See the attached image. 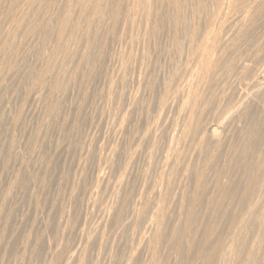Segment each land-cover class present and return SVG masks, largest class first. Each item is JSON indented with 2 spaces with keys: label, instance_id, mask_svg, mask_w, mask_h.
Returning a JSON list of instances; mask_svg holds the SVG:
<instances>
[{
  "label": "bare ground",
  "instance_id": "obj_1",
  "mask_svg": "<svg viewBox=\"0 0 264 264\" xmlns=\"http://www.w3.org/2000/svg\"><path fill=\"white\" fill-rule=\"evenodd\" d=\"M40 1V3H38ZM10 0L9 3L7 2L6 5H0V125L2 124L3 126L4 123L8 122L7 124V127H6V132H4L2 130V128H5L3 127L2 125V128L0 130H2V133H7L8 137H5L6 139L3 141L1 140L0 138V141H3L2 143H0V149L1 151H5L4 153H2L1 151V154H3V157H5L6 160H8L6 163L7 165L10 163L9 161L12 160L11 164L12 165H15L16 164L14 163L13 164V161H15V159L17 160L18 157H20L22 155V152H21V155L19 156L18 151V148H20L22 145H18V142L20 140V138H18L19 140L15 139L17 137H14V134L18 131H20L21 127H20V120L18 116H21V115H17L15 116V114H13L15 117H13L11 115V113L9 112L10 109H6L4 110L2 108L3 105V99L1 98H5L3 97V95L5 94H8L9 90H11L10 92H14L15 95H16V89L18 90L19 87H16L14 86L15 83H6L8 80L7 79H11V77L8 75V73L11 71H14L15 72V69L17 68L16 67H12V65L17 62L16 59H18L19 57V54L22 52L21 50H23V59H24V53L26 52V55L27 57H29V54H32L35 52V50H39V55L35 56L36 55V52L35 54H33L35 57H37L36 59L38 61H40L42 63H44V65L41 66H38L39 68H37L36 70L34 69V71L36 72V78H35V81L34 82H31L30 84H26V83H23L25 85H22V87L24 88V90H28L26 92V94L28 93V96L26 97H31L32 99H37L38 98V101L39 100H43L44 102L43 105L44 106V109H42L43 111V117L41 119V122L39 123V125L37 126H33L34 128L37 129V133L38 134H41V132L45 129H47V127L49 126L50 128V125L52 122L55 121V119L59 118V115L61 116L62 114H60V109L63 106H65L66 104H63V101L68 99L66 98L68 92L69 94L73 93L71 89H75V87L77 86V88L75 90L78 89V87L81 86V89H80V95L82 96V104L81 105H86L88 103V106H89V102H87V99L91 98V97H95V96H88V92H90L88 90V86L86 85V82L85 80H82V82H84L83 84H79L78 82L76 83V79L77 77L81 76L80 74L84 73L82 72V69L81 67L87 65V66H91L92 64L95 65V68L96 67V61L99 59V55L98 57H96V61L95 60H91L90 57H93V56H90L92 55L93 53H91L92 50H95L97 52V50H103V52L105 51L106 52V49L108 47V45H111L110 43L113 42V40L115 38H117L118 40L121 39L122 40V44H124L125 46L127 44H125L124 42L127 40L126 36L127 33L129 32L130 33V29H138L137 32L139 31H142L141 29L139 30V28L135 27L137 24H138V21L137 20H140L139 22H142L141 20H143V33L146 35L147 37V34L149 35H153V33L159 29V32H160V28H162V24H163V21H167L169 24H171L173 30L174 29H179L180 31H182L184 34V37H187L188 39V46H187V49L186 50H178V48H180V45L181 43H183V41L185 40H180L178 39V37H180L178 35V37L176 36V38L174 37V41L173 43L175 44L176 47L178 48H174L175 50H162V51H159V53H163L165 54L164 57L167 56V61L165 62V59H163L164 57L162 56L161 54V58L164 60V64L161 66L157 63V58L159 55L158 54H155L157 55V59H150L148 60L147 57H148V50H142L139 51V53L141 52L140 56H139V61H141V64L145 65L147 67V71L148 69L152 68L151 70L153 71L154 68L156 67L157 69L160 68L162 71L163 69V73H165V75L163 73H158L159 75L161 76H158L156 77V73H157V70H156V73L155 76H151L149 75V79H153L155 78L156 80H149V82L146 80L147 77H144V79L148 82V84H150L149 86L146 84L147 82L144 80V79H140V82L142 83V81L146 84H144L146 87H149L150 88V95L152 94V97L154 99V103L153 104H150L149 106L151 107L150 109V112L148 113L147 110L148 108H150L149 106H145L148 107L146 108V110H143L141 112H146L149 114V118H156L157 117V120L160 121L161 119V116H164L163 115V112H167V110H170V113L172 110L173 113L175 114V116H177L176 120L175 121H171L175 123V127H176V132L177 133H173L174 129L170 130L172 131V134H174V136L171 137V134L170 133V130L166 129L167 131V135L169 137H171L169 140H167V137L166 136L165 138L163 137H157V138H154V136H146L144 138H147L149 140V142L152 144H150V148L151 149H157V152H158V149L163 151L164 149L165 150H168V157H169V154L171 153V158H170V163L169 161H167L166 159V162L164 161H160L161 160H164L165 157H167L165 154V150L163 151L164 152V155L165 157L161 156L160 153L158 155V153L156 152V150L154 152H156V155L162 157L159 159L160 162L164 163L163 166H166L169 165L168 167L169 170H165L164 168H158L157 166L153 167V168H158L159 170H157L158 172L161 170H165L167 171L166 174H162L161 176L159 177H162L160 182L162 180H164L163 178H165V182L163 184V188L162 189L160 186V188H157L158 186L156 187V189H154L155 187L152 186V183H151V180L153 181V177H151V180L149 184H147V188H149V186L151 185L153 187V191H152V195L156 198V200L154 199V202H149L150 198H148V200H146L145 202H143V204L141 203L140 205H138L137 203V206H139V208L137 209V212H135V214H138V212H140L138 215H141V218L142 220H138L137 217L136 219L131 217V219H135V220H138V223L142 222L143 220L145 221H148L149 220V223H150V228L153 230L154 229V234L153 236L151 235V239H150V235L149 236V240L151 241H155V242H159V244L161 243V241L163 240L164 237V233H166L167 231H164V230H168V228L166 227V222L165 221V216H164V213L167 214V210L172 206L170 204V202H168V195L169 193L172 191L174 192L173 190L177 188V186L175 185L176 188L173 189V186H174V183L176 181H184L183 183L181 182V185L185 183V188H184V192L183 193V197L181 198L180 200V203L178 201V199H180V195L179 197L177 198V200H175L174 198V201H178L179 205H178V208L180 209V212L183 211V214L186 212L187 214V217H185L184 215L180 216L181 218V221L183 222V219L185 217V221H184V225L183 226H176V227H173L171 229V222H170V229H171V232H170V229H169V232L171 233L172 237L174 238H178L179 240L184 239L185 243L184 244V247L185 248L184 250L190 254V258L187 256V253L186 255L184 254L183 255V259L181 258L180 261H184V258L187 259V257L190 259V260H186V264H264V0H73L75 2H72L71 0H68L67 2L65 3H62V4H56L54 2H50L51 0ZM57 1V0H56ZM60 1V0H58ZM62 1V0H61ZM58 13V14H57ZM141 16L142 19H138V16ZM191 23V24H190ZM142 25V24H141ZM141 25L139 24V27L141 28ZM165 25V24H164ZM138 26V25H137ZM169 29V28H168ZM164 30V29H163ZM133 31H136V30H133ZM178 31V30H177ZM162 34H164V32L161 30ZM141 33V32H140ZM133 35L135 33H132ZM139 34V33H138ZM160 34V33H159ZM136 35V34H135ZM166 35V34H165ZM172 35V34H171ZM177 35V34H176ZM182 35V36H183ZM126 37L125 41L123 40L124 38L123 37ZM130 36V35H129ZM141 36V34H140ZM138 36V37H140ZM143 36V35H142ZM159 36V35H158ZM162 36V35H161ZM160 36V37H161ZM164 36V35H163ZM162 36V37H163ZM166 37V36H164ZM173 37V36H172ZM172 37L171 40L173 39ZM131 38V36L129 37ZM133 38V36H132ZM141 38V37H140ZM145 38V37H144ZM148 38V37H147ZM155 39H157V36L155 37ZM169 38V37H168ZM33 39L34 40V44L31 46L32 48H30L29 45H31V42L33 43ZM135 39V38H134ZM133 39V40H134ZM136 39H138L136 37ZM136 39H135V44L136 45H133L131 41H133L132 39H130L129 42L130 43V46H129V43L127 46H129L130 48L132 47L131 44L133 46H137L139 43L141 44V42H137L136 43ZM151 39V38H150ZM165 39V38H164ZM116 40V39H115ZM139 40V39H138ZM142 41L143 40V37L141 39ZM140 40V41H141ZM147 40V39H146ZM152 40V39H151ZM150 40V41H151ZM160 41L161 38L159 39ZM167 40V39H166ZM166 40H164L166 42ZM29 41H30V44H29ZM117 41V40H116ZM120 41V40H119ZM124 41V42H123ZM148 41V40H147ZM155 41V40H154ZM157 41V40H156ZM155 41V42H156ZM170 41V40H169ZM182 41V42H181ZM115 42V41H114ZM172 42V41H171ZM181 42V43H180ZM151 43V42H150ZM153 43V42H152ZM159 43V41H158ZM157 43V44H158ZM162 43V42H161ZM172 43V44H173ZM184 43V44H186ZM116 44V43H113V45ZM143 45V44H142ZM152 45V44H151ZM167 45V44H166ZM123 46V45H122ZM120 45V47H122ZM146 46V45H145ZM156 47V45H153ZM185 46V47H186ZM124 47V46H123ZM122 47V50L124 51ZM158 47V46H157ZM161 47V45H160ZM166 47V46H165ZM173 47V45H172ZM182 47V46H181ZM184 47V46H183ZM110 48V47H108ZM114 48V47H113ZM118 48V47H117ZM126 48V47H125ZM128 48V49H130ZM148 48V47H147ZM171 48V45L170 47ZM190 48V49H189ZM111 49V48H110ZM109 49V50H110ZM119 49V48H118ZM135 49V48H134ZM25 50V52H24ZM28 51H32L34 50V52L32 51L31 53L30 52H27ZM41 50V51H40ZM48 50V51H47ZM112 50V49H111ZM110 50V51H111ZM120 50V49H119ZM133 49H131L130 51H132ZM141 50V49H140ZM151 50V49H150ZM115 51V50H114ZM126 51H127V48H126ZM128 50L129 53H125L126 54H120V52H118L119 54L118 55H123V58H125L123 61L122 60H119V58L117 57L116 60H119V63L121 62V65L119 64L120 68L123 67V73L125 72L126 69H128V73L131 72L132 69H129L127 68L129 65H131V63H133L134 59L136 60V58L138 57L137 55V51L135 52V54L137 55V57L133 56L134 54V51H132V53ZM117 52V51H115ZM102 53V52H101ZM113 53V52H112ZM111 53V54H112ZM138 53V54H139ZM148 53V54H147ZM156 53V51H155ZM104 54V53H103ZM109 54V53H108ZM94 55V54H93ZM101 55V54H100ZM105 55V54H104ZM103 55V56H104ZM107 55V54H106ZM110 55V54H109ZM107 55V56H109ZM114 55V54H112ZM117 55V56H118ZM126 55V56H124ZM147 55V56H146ZM115 56V55H114ZM151 58H152V54L150 53ZM153 56H154V52H153ZM32 57V56H31ZM31 57H30V60H31ZM95 57V56H94ZM93 57V59H94ZM101 57V56H100ZM105 57V56H104ZM116 57V56H115ZM120 57V56H119ZM155 57V56H154ZM153 57V58H154ZM160 57V56H159ZM22 57H20L21 59ZM26 58V57H25ZM106 58V57H105ZM113 58V57H112ZM120 57V59H123ZM22 59V60H23ZM33 59V58H32ZM161 60V62H163ZM26 60V59H24ZM23 60V61H24ZM101 60V59H99ZM105 60V59H104ZM109 60V59H108ZM114 60V58L112 59ZM159 60V61H160ZM21 61V60H20ZM29 61V60H28ZM28 61H27V64H28ZM93 61H95L93 63ZM106 61V60H105ZM33 62V61H32ZM31 62V63H32ZM99 62V61H98ZM97 62V63H98ZM113 62V61H112ZM137 62V64L135 65H139V63ZM160 62V64H161ZM19 63V62H18ZM23 63V62H22ZM26 62H24L25 64ZM101 63V61H100ZM103 63V61H102ZM110 63V62H109ZM107 63V64H109ZM115 63V62H113ZM136 63V62H135ZM21 64V63H20ZM26 64V65H27ZM30 64V63H29ZM39 64V63H38ZM39 64V65H40ZM105 64V63H104ZM105 64V65H107ZM112 64V63H111ZM140 64V65H141ZM16 65V64H15ZM23 65V64H22ZM34 65V64H33ZM102 65V64H100ZM110 65V64H109ZM118 65V64H117ZM134 65V64H133ZM131 68L135 67L136 66H133ZM14 66V65H13ZM31 66V65H30ZM87 66L85 67L87 69ZM99 66V64L97 65ZM108 66V65H107ZM112 66V65H110ZM145 66H140L139 68L143 67L141 71H143V73H140L141 74H138V75H144V70H145ZM20 67V66H19ZM26 67V66H25ZM24 67V68H25ZM29 67V66H28ZM22 68V69H24ZM35 68V67H33ZM33 68H31L33 70ZM84 68V67H83ZM84 68V69H85ZM93 69V72H94V67H92ZM102 68H105L102 66ZM138 68V66L136 67ZM30 69V68H28ZM91 69V67H90ZM109 69V68H108ZM110 69H113L110 68ZM118 69V71H119ZM31 70V71H32ZM91 70V71H92ZM100 72V69H98ZM130 70V71H129ZM140 70V69H139ZM138 70V71H139ZM145 70V71H146ZM151 70L149 71L151 73ZM23 71H26L23 70ZM90 71V70H88ZM86 71V72H88ZM90 71V72H91ZM117 71V69L115 70ZM114 70H112L111 72H115ZM117 71V72H118ZM135 71V70H133ZM12 72V73H14ZM18 72V70H17ZM16 72V73H17ZM20 72V71H19ZM85 72V73H86ZM93 72L92 75H93ZM95 72L97 73L96 69H95ZM108 72V71H106ZM154 72V71H153ZM15 73V74H16ZM26 73V72H25ZM103 73V72H101ZM116 73V72H115ZM113 73V75L115 74ZM122 73V72H121ZM133 73V72H132ZM139 73V72H138ZM10 74V73H9ZM24 74V73H23ZM29 74V73H27ZM33 74V73H32ZM95 74V73H94ZM120 74V73H119ZM117 74V75H119ZM130 74V73H129ZM146 74H148V72H146ZM11 75V74H10ZM26 75V74H25ZM86 74H84L85 76ZM102 75V74H100ZM100 75H99V78H100ZM116 75V76H117ZM14 76V75H13ZM12 76V77H13ZM19 76V75H18ZM17 76V77H18ZM34 76V74H33ZM87 76V75H86ZM85 76V77H86ZM96 74H95V79L96 78ZM104 76V74H103ZM112 76V74L110 75V77ZM124 74L121 75L120 79H119V76H118V79L113 81L111 80L110 78V85L106 91V97L105 99H107V101L105 103H109L108 101H110L112 103V100L114 101L116 97H118V95L120 96V94L117 93V87L118 85L122 86V84L125 86L123 80L125 81V79L123 78ZM129 76V75H128ZM134 76V75H133ZM146 76V75H145ZM148 76V75H147ZM151 76V78H150ZM9 77V78H8ZM16 77V76H14ZM16 77L15 80H18ZM24 77V76H23ZM22 77V78H23ZM53 77V78H52ZM89 77V76H88ZM91 77V76H90ZM125 77V76H124ZM139 77V76H136V78ZM21 78V79H22ZM26 78V77H25ZM34 78V77H33ZM93 78V77H92ZM105 78V77H104ZM113 78L115 79V77L113 76ZM112 78V79H113ZM139 78H142V77H139ZM9 79V80H10ZM48 79V81H47ZM81 79H82V76H81ZM85 79V78H84ZM89 79V78H88ZM133 79V77H132ZM131 79V80H132ZM14 80V81H15ZM50 80V81H49ZM91 80V79H90ZM130 80V77L129 79ZM139 82V79H136L135 81ZM13 80L11 79V82ZM28 81V80H27ZM26 81V82H27ZM81 81V80H80ZM98 81V80H96ZM103 81V80H102ZM101 81V83H102ZM23 82H24V79H23ZM81 82V83H82ZM107 82V81H106ZM105 82V83H106ZM137 82V83H138ZM120 83V84H119ZM137 83H133L135 85H137ZM17 84V83H16ZM90 84V83H89ZM99 84V83H98ZM109 84V83H108ZM140 84V83H139ZM138 84V85H139ZM28 85V86H27ZM82 85H86L82 88ZM92 85V84H91ZM100 85V84H99ZM104 85V84H102ZM106 85V84H105ZM134 85V86H135ZM137 85V86H138ZM143 83H142V86H144ZM98 86V85H97ZM131 86V84H130ZM136 86V87H137ZM141 86V87H142ZM144 86V87H145ZM96 87V86H95ZM94 87V88H95ZM99 87V86H98ZM97 87V90H99V88ZM107 87V85H106ZM115 87L117 89H115ZM133 87V86H132ZM139 87V86H138ZM121 88V87H119ZM126 88V87H125ZM140 88V87H139ZM21 89V88H20ZM90 89V87H89ZM103 89V88H102ZM114 89L116 91V93L118 95H116V93H114ZM123 89V88H122ZM121 89V90H122ZM133 89H137V88H133ZM145 89V88H144ZM23 90V91H24ZM94 90V89H92ZM141 91V89H139ZM22 91V89L20 90V92ZM71 91V93H70ZM123 91V90H122ZM126 91V90H124ZM124 91L120 93H122L123 96L122 98L124 99ZM4 92V94H3ZM7 92V93H6ZM19 92V91H18ZM75 95L78 93L79 95V92L78 91H74ZM99 92V91H98ZM104 92H105V89H104ZM131 92V91H130ZM145 92V91H144ZM13 93V94H14ZM24 93V92H23ZM83 93V95L81 94ZM93 93V92H92ZM102 93V92H101ZM128 93V92H127ZM134 93V92H132ZM137 93H141V92H137ZM3 94V95H2ZM25 94V93H24ZM145 94V93H144ZM23 95V94H22ZM98 95V94H97ZM104 95V94H102ZM101 95V96H102ZM116 95V96H115ZM129 94H127V99L129 100L132 96L134 98V96L136 97V95L138 94H133L131 95V97L128 96ZM143 95V94H142ZM148 95V94H146ZM145 95V96H146ZM72 96V94L70 95V97ZM88 96V97H87ZM100 96V95H99ZM98 96V97H99ZM120 96V98H121ZM144 96V97H145ZM11 97V96H10ZM12 97H15V96H12ZM20 97V96H19ZM22 97V96H21ZM25 97V98H26ZM77 97V96H76ZM139 98V95L137 96ZM66 98V99H65ZM75 98V97H74ZM73 98V100H75ZM79 98V97H78ZM96 98V97H95ZM101 97H99L100 99ZM104 98V96L102 97ZM119 98V99H120ZM121 98V99H122ZM137 98V99H138ZM142 98V97H140ZM149 98V96H148ZM151 98V97H150ZM9 99V98H8ZM70 99V98H69ZM68 99V101H70ZM94 99V98H93ZM92 99V100H93ZM127 99L123 100L124 102L127 101ZM132 99V98H131ZM144 99V98H142ZM147 99V98H146ZM15 100V99H14ZM19 100V99H18ZM17 100V101H18ZM71 100V101H73ZM79 100V99H77ZM81 100V99H80ZM90 100V99H89ZM88 100V101H89ZM104 99H102V102H103ZM118 100V99H117ZM133 100V99H132ZM131 100V102H132ZM152 100V99H151ZM2 101V102H1ZM16 101V100H15ZM16 101V102H17ZM36 102V100H34ZM33 101V102H34ZM67 101V102H68ZM76 101V100H75ZM105 101V100H104ZM120 101V100H118ZM130 101V100H129ZM138 100H134V102ZM19 102V101H18ZM21 102V101H20ZM97 102V101H96ZM115 102L118 104L119 102H117L116 100L114 101V105ZM121 102V101H120ZM123 102V103H124ZM130 102V103H131ZM133 102V103H134ZM6 103V102H5ZM13 103V102H12ZM31 103V102H29ZM28 103V104H29ZM37 103V102H36ZM40 103V101H39ZM77 103L79 104L80 102L77 101ZM86 103V104H85ZM94 103V102H93ZM100 103V102H99ZM129 103V102H128ZM129 103V104H130ZM22 104V103H21ZM23 104H26L23 103ZM95 104V103H94ZM93 104V105H94ZM110 104V103H109ZM108 104V105H109ZM122 104V103H121ZM135 104V103H134ZM134 104H130V106L132 108H135L133 107ZM143 104V103H142ZM6 105H11L9 102L8 104ZM18 105V104H17ZM35 105V104H34ZM33 105V106H34ZM37 105V104H36ZM42 105V104H41ZM68 105V104H67ZM77 105V104H76ZM80 105V106H81ZM92 105V104H91ZM138 105V104H137ZM140 105V104H139ZM25 106V105H24ZM23 106V107H24ZM40 106V105H39ZM79 106V108H80ZM111 106V105H109ZM108 106V107H109ZM117 106V105H116ZM118 106H120V104H118ZM122 106V105H121ZM127 106L129 107V105L127 104ZM8 107V106H7ZM6 107V108H7ZM11 106H9L10 108ZM14 107V106H13ZM17 107V106H16ZM19 107V106H18ZM30 107V106H29ZM35 107V106H34ZM43 107V106H42ZM66 107V106H65ZM77 107V106H76ZM82 107V106H81ZM84 107H87V106H84ZM101 108V105L99 106ZM98 107V108H99ZM113 107V106H111ZM2 108V109H1ZM38 108V107H36ZM69 109L73 108V107H68ZM91 108V107H90ZM95 108V107H94ZM99 108V109H100ZM103 108V107H102ZM107 110V106L105 107ZM105 108H104V111H105ZM119 108V107H118ZM123 108V107H121ZM137 108V107H136ZM16 109V108H15ZM28 109V108H27ZM32 109V108H31ZM75 109H78V108H75ZM75 109H73L75 111ZM82 109H85L82 107ZM80 109V110H82ZM93 109V108H92ZM96 109V108H95ZM110 109V107H109ZM115 109V107H114ZM117 109V108H116ZM130 109V108H129ZM145 109V108H144ZM21 110V109H20ZM19 110V112H20ZM25 110V109H24ZM30 110V109H28ZM67 110V113H68V109ZM72 110L71 114L74 113ZM98 110V109H97ZM103 110V109H102ZM101 110V111H102ZM112 110V109H111ZM120 110V108L118 109V111ZM123 110H125L123 108ZM122 110V111H123ZM128 111V109H126ZM137 110V109H136ZM135 110V111H136ZM4 111L7 113L4 114ZM16 111V110H15ZM18 111V110H17ZM31 111V110H30ZM33 111V110H32ZM37 111V110H36ZM41 111V112H42ZM79 111V110H78ZM85 111V110H84ZM84 111H79L81 113H86ZM110 111V110H109ZM117 111V110H116ZM40 112V113H41ZM66 112V111H65ZM77 112V111H76ZM91 112V111H90ZM98 112V111H97ZM108 112V111H107ZM111 112V111H110ZM112 112H114V110H112ZM165 112V113H166ZM35 113V112H34ZM140 113V112H139ZM152 113H155V115L153 117L150 116V114ZM169 113V112H167ZM169 113V114H170ZM17 114V113H16ZM21 114V113H20ZM23 114H24V111H23ZM30 114V112H29ZM33 114V113H32ZM37 114V112L35 113ZM69 114V113H68ZM66 114V116L68 115ZM90 114V113H89ZM101 114V113H100ZM103 114V113H102ZM112 114V113H111ZM110 114V115H111ZM126 114V113H125ZM128 114V112H127ZM126 114V116H127ZM138 114V113H137ZM141 114V113H140ZM145 114V113H144ZM162 114V115H161ZM174 114H170V115H174ZM31 115V114H30ZM39 115V114H38ZM64 115V114H63ZM78 115V113H77ZM83 115V114H82ZM86 115V114H85ZM96 115V114H95ZM132 115V114H131ZM142 115V114H141ZM23 116V115H22ZM25 116V115H24ZM42 116V115H41ZM74 116V114H73ZM97 116V115H96ZM109 116V115H108ZM138 116V115H137ZM136 116V118H137ZM148 116V115H147ZM145 115V119H149ZM30 117V116H29ZM69 117V116H68ZM71 117V116H70ZM78 117H82L80 114L78 115ZM91 117V116H88V118ZM94 118H96L94 115H93ZM99 117V116H97ZM115 117V116H114ZM120 117V116H119ZM129 117V116H128ZM143 117V120H144V116ZM142 117L140 116V119H142ZM147 117V118H146ZM28 118V117H27ZM26 118V119H27ZM34 118V116H33ZM39 118V116H38ZM75 120L77 119L76 118V114H75ZM87 118V119H88ZM92 118V117H91ZM117 118V117H116ZM127 118V117H126ZM165 118V117H164ZM162 118V121L165 119ZM62 119V118H61ZM73 117L71 118V122L73 121L72 120ZM86 118H84L85 120ZM86 119V120H87ZM99 119V118H98ZM110 119V118H109ZM134 119V118H133ZM138 119V118H137ZM139 119V120H140ZM154 119H152V121H154ZM160 119V120H159ZM175 119V118H174ZM31 120V119H30ZM69 120V119H68ZM67 117L62 119V121H64L63 123L67 122ZM74 120V121H75ZM78 120V119H77ZM82 119V121H84ZM112 120V119H111ZM126 120V119H125ZM128 120V119H127ZM135 120V119H134ZM143 120H141L143 122ZM5 121V122H4ZM29 120H27L28 122ZM38 121V119H37ZM81 121V119H80ZM89 121V119H88ZM88 121H85V122H88ZM91 121V120H90ZM89 121V123H90ZM96 121V120H95ZM137 121V120H135ZM148 121H151L150 119L147 120ZM161 121V122H162ZM168 119L166 120V123L165 122H162V123H165V124H168ZM57 122L58 119H57ZM70 122V125H73V123L71 124ZM79 122V120H78ZM77 122V123H78ZM92 122H94L92 120ZM112 122V121H111ZM116 122H117V119H116ZM122 122V121H121ZM156 122V121H155ZM155 122H152V123H155ZM160 122V123H161ZM23 123V122H22ZM36 123V122H35ZM68 123V122H67ZM76 123V121L74 122ZM80 123V122H79ZM83 123V122H82ZM96 123V122H95ZM94 123V125H95ZM104 120H103V124H104ZM136 123V122H135ZM141 123V122H140ZM146 123V121H145ZM144 123V125H145ZM158 123V122H156ZM161 123V124H162ZM53 124V123H52ZM57 124V123H56ZM60 124V123H59ZM58 124V126L56 127H60ZM88 124V123H87ZM92 124V123H91ZM102 124V123H101ZM115 124V123H114ZM132 124V123H131ZM143 124V123H142ZM164 124V125H165ZM26 125V124H25ZM25 125H22V127H24ZM31 125V124H30ZM35 125V124H34ZM63 125V124H62ZM76 125V124H75ZM75 125H73L74 127H76ZM86 125V124H85ZM105 125V124H104ZM117 125V124H116ZM147 125V124H146ZM150 125V124H149ZM163 124L160 126V124L158 126H160V129L162 126H164ZM172 125V124H171ZM32 126V125H31ZM52 126V125H51ZM54 126V127H55ZM64 126H66V124H64ZM79 126H82L81 124ZM77 126V128L79 127ZM88 126V125H86ZM93 126V125H92ZM135 126V124H134ZM53 127V126H52ZM85 127V126H84ZM95 127V126H94ZM93 127V128H94ZM114 127V125H113ZM120 127V126H119ZM132 127V126H131ZM149 127V126H148ZM165 128H167L166 126H164ZM66 128H68V126H66ZM72 129V131L74 130L75 132H77L78 129ZM80 128V127H79ZM89 128V127H88ZM87 128V129H88ZM112 129V127H110ZM129 128V126H128ZM144 128V127H143ZM158 128V127H157ZM165 128H163V130H165ZM169 128V127H168ZM33 129V128H32ZM64 129V128H62ZM61 129V130H62ZM97 129V128H96ZM101 129V128H100ZM104 129V128H103ZM127 129V128H126ZM125 129V130H126ZM134 129V127H133ZM159 129V128H158ZM5 130V129H4ZM58 130V129H57ZM56 130V131H57ZM60 130V129H59ZM68 130V129H66ZM86 130V129H85ZM119 130V129H118ZM120 130H122L120 128ZM132 130V129H131ZM137 130V129H136ZM153 130V128H152ZM49 131V130H46V132ZM63 131V130H62ZM61 131V132H62ZM65 131V129H64ZM63 131V132H64ZM71 131V132H72ZM82 131V130H81ZM93 131V130H92ZM95 131V129H94ZM106 131V130H105ZM128 131V129H127ZM139 130H137V133H138ZM145 131V130H144ZM149 132L146 134V135H149V133H152L153 135V131L151 132V129L148 130ZM161 133V130H159ZM165 131V132H166ZM22 132V130L20 131ZM19 132V133H20ZM24 132V131H23ZM52 132V131H51ZM60 132V133H61ZM66 132V131H65ZM80 132V131H79ZM91 132V131H90ZM131 132V131H129ZM128 132V133H129ZM143 132V131H142ZM1 133V131H0ZM49 133V132H48ZM68 133V131L66 132ZM74 132H72L73 134ZM78 133V132H77ZM86 133V131H85ZM84 133V134H85ZM100 131L97 132V134H99ZM122 133V132H121ZM126 135H127V132H125ZM164 132L161 133V135H165V133L163 134ZM23 133H21V135H19L20 137L23 136L22 135ZM25 134V132H24ZM28 134V133H27ZM62 134V133H61ZM69 137L67 138H71L70 136V133H68ZM75 135H73L74 137L76 136V133H74ZM89 134V133H88ZM116 134V133H115ZM144 134V133H143ZM5 135V134H4ZM16 135V134H15ZM81 135V134H80ZM83 135V133H82ZM92 135V134H91ZM94 135V134H93ZM123 135V133H122ZM125 135V134H124ZM130 135H133V134H130ZM142 135V134H141ZM140 135V136H141ZM18 136V135H17ZM26 136V135H25ZM32 136V135H31ZM43 136V135H41ZM62 136V135H61ZM67 136V135H66ZM72 136V137H73ZM78 136V135H77ZM85 136V135H84ZM88 136V135H87ZM96 136V135H95ZM105 136V135H104ZM108 136H111V135H108ZM114 136V135H113ZM112 136V137H113ZM120 136V135H119ZM135 136V135H134ZM28 137V136H27ZM30 137V136H29ZM33 137V136H32ZM31 137V138H32ZM47 137V136H46ZM56 137V136H55ZM82 137V136H81ZM129 136H127L128 138ZM138 137V136H136ZM153 137V138H152ZM26 140L27 138H25L24 136L21 138ZM44 138V137H42ZM66 138V142L68 141ZM86 138V137H85ZM106 138V137H105ZM110 138V137H108ZM126 138V139H127ZM139 138V137H138ZM143 138V141H141V143L143 144H146V141L147 139H144ZM152 138V142L150 141ZM4 139V138H3ZM35 139V137H34ZM72 139V138H71ZM73 139H76V138H73ZM72 139V140H73ZM78 139V137H77ZM83 139V138H82ZM91 139V138H90ZM98 139V138H96ZM125 139V137H124ZM135 139V138H134ZM163 139H166V141L164 142ZM17 140V141H16ZM22 142L21 140V144L22 143H26V141ZM43 140V139H42ZM45 140V139H44ZM58 140V139H57ZM70 140V141H72ZM112 140V139H111ZM29 141V140H28ZM27 141V142H28ZM33 141V140H32ZM35 141V140H34ZM33 141V142H34ZM65 141V140H64ZM68 141V143L70 142ZM75 140H73L72 142H74ZM81 141V140H80ZM100 141V140H99ZM98 141V142H99ZM118 141V140H117ZM122 141V140H121ZM119 141V142H121ZM129 141H131V139H129ZM128 141V142H129ZM39 142H43V144H35L34 145L36 146L33 147V149L35 148V150L37 149L38 151H32L34 154H39L41 153V156H45L42 155V153H44V151L46 149H44L45 147V143L46 141H38ZM96 142V141H95ZM135 141H133L134 143ZM29 143V142H28ZM32 143V142H31ZM37 143V142H36ZM78 143V141H77ZM76 143V144H77ZM100 143V142H99ZM98 143V145H99ZM104 143V142H103ZM107 143V142H106ZM113 143V142H112ZM115 143V142H114ZM117 143V142H116ZM127 143V142H125ZM138 143V142H137ZM185 143H189V146L188 148H191L192 149V152H189V150H181L182 148L179 149V146L181 147L182 144H184L185 146ZM45 144V145H44ZM81 144V143H79ZM77 144V145H79ZM88 144V142H87ZM95 144V143H94ZM123 143H121L120 145H122ZM129 144V143H127ZM181 144V145H179ZM26 145V144H25ZM31 144H29L30 146ZM70 145V144H68ZM97 145V144H96ZM119 145V147H120ZM125 145V144H124ZM133 145H136V143H134ZM179 145V146H178ZM32 146H33V143H32ZM49 146V145H48ZM47 146V147H48ZM53 146V145H52ZM72 147V145H70ZM74 146V145H73ZM82 146V145H81ZM84 146V145H83ZM88 146V145H87ZM107 146V145H106ZM113 146V145H112ZM116 146V145H115ZM114 146V147H115ZM129 147L131 145H128ZM148 146V145H147ZM146 146V147H147ZM161 146V147H160ZM166 147V148H162V147ZM183 146V145H182ZM183 146V147H184ZM191 146V147H190ZM26 147V146H25ZM50 147V146H49ZM48 147V149H49ZM78 147V146H77ZM86 147V145H85ZM91 147V146H90ZM100 147V146H98ZM102 147V146H101ZM112 147V148H114ZM129 147H126V148H129ZM142 147V146H141ZM145 147V148H146ZM178 147V148H177ZM28 148V147H27ZM30 148V147H29ZM51 148V147H50ZM64 148V147H62ZM68 148V147H67ZM73 148V147H72ZM88 148V147H87ZM109 148V147H108ZM118 148V146H117ZM116 148V149H117ZM121 148V147H120ZM139 148V147H138ZM148 148V147H147ZM161 148V149H160ZM187 148V147H186ZM31 149V148H30ZM32 149V150H33ZM59 149V148H58ZM71 150V148H69ZM69 149H65L66 151H69ZM79 149V147H78ZM96 149V148H95ZM119 149V148H118ZM141 149V148H140ZM139 149V150H140ZM163 149V150H162ZM184 149V148H183ZM18 150V151H17ZM22 150H23V146H22ZM21 150V151H22ZM62 150V149H61ZM65 150H64V153H65ZM73 150H76V148L74 147ZM86 150V149H85ZM94 150V148H93ZM105 150L106 152L108 151L107 148L105 147ZM104 150V151H105ZM111 150V149H110ZM115 150V149H114ZM122 151V149H120ZM131 150V149H130ZM138 150V149H137ZM138 150V151H139ZM143 150V149H142ZM145 150V149H144ZM24 151H27V150H24ZM51 151V149H50ZM53 151V150H52ZM63 151V150H62ZM80 151H82V149H80ZM96 151V150H95ZM113 151V150H112ZM124 151V149H123ZM134 151V150H133ZM146 151V150H145ZM152 151V150H151ZM170 151V152H169ZM191 151V150H190ZM29 152V150H28ZM31 152V150H30ZM29 152V153H30ZM31 152V153H32ZM37 152V153H36ZM71 151H69L70 153ZM77 151H75L76 153ZM88 151L86 150V153ZM92 152V151H91ZM105 152V153H106ZM109 152V151H108ZM114 152V151H113ZM147 152V151H146ZM153 152V151H152ZM189 152V153H188ZM54 153V152H52ZM51 153V154H52ZM74 153V154H75ZM79 153V152H78ZM135 153V152H134ZM142 153V152H141ZM149 153L150 151L148 150V155H146L145 157H148L149 156ZM0 154V155H1ZM47 154V153H46ZM58 154V153H57ZM66 154V153H65ZM68 154V153H67ZM72 154V153H71ZM89 154V153H88ZM91 154V153H90ZM89 154V155H90ZM93 154V153H92ZM99 154V153H98ZM104 154V153H103ZM117 154V153H116ZM120 154V153H119ZM136 154V153H135ZM138 154V153H137ZM140 154V153H139ZM162 154V152H161ZM40 155V154H39ZM49 155V154H48ZM55 155V154H54ZM63 155V154H62ZM73 155V154H72ZM84 155V154H83ZM88 155V156H89ZM105 155V154H104ZM109 155V154H108ZM124 155V154H123ZM128 155H131V154H128ZM133 155V153H132ZM145 155V154H144ZM152 155V154H150ZM154 155V153H153ZM163 155V154H162ZM57 156V155H56ZM78 156V155H77ZM87 156V157H88ZM94 156V155H93ZM106 156V155H105ZM125 156V155H124ZM157 156V157H158ZM1 157V156H0ZM59 157V155H58ZM68 157V156H67ZM79 157V156H78ZM86 156H84L83 158H85ZM92 157V156H91ZM118 157V155H117ZM132 157V156H131ZM144 157V158H145ZM156 156H154L155 158ZM156 157V158H157ZM26 158V157H25ZM25 158L23 160L22 157H20V165L22 163H24L25 165ZM42 158V157H41ZM55 159V156L53 157ZM61 158V157H60ZM81 158V156L79 157ZM81 158V160L83 159ZM116 158V157H115ZM120 158V157H119ZM143 158V159H144ZM153 158V157H152ZM168 158V159H169ZM2 159V158H1ZM37 159V157H36ZM35 159V160H36ZM44 159V157H43ZM62 159V158H61ZM65 159V158H64ZM64 159L62 161H64ZM72 159V158H71ZM74 159V157H73ZM78 159V158H77ZM93 159V158H92ZM128 159V158H127ZM130 159V158H129ZM137 159V157H136ZM148 158H146V161ZM32 160V159H31ZM46 160V159H45ZM47 160H49L47 158ZM46 160V161H47ZM51 160V159H50ZM70 160V159H69ZM75 160V159H74ZM87 160V159H86ZM85 160V161H86ZM96 160V159H95ZM102 160V159H101ZM100 160V162H101ZM104 160V159H103ZM102 160V162H103ZM117 160V159H116ZM150 160V159H149ZM152 161H154L153 159H151ZM150 160V161H151ZM29 159L26 161L28 163ZM38 161V160H37ZM40 161V160H39ZM38 161V162H39ZM44 161V160H42ZM53 161V160H52ZM59 161V160H58ZM57 161V162H58ZM84 161V160H83ZM109 162V160H107ZM126 160H124L123 162H125ZM144 161L146 164H148V162ZM155 161L157 163L158 162V159H155ZM1 162V161H0ZM4 162V161H3ZM30 162V161H29ZM32 162V161H31ZM31 162L29 163V165L31 164ZM49 162V161H48ZM67 162V161H66ZM81 162V161H80ZM79 162V163H80ZM93 162V161H92ZM113 162V160H112ZM119 162V161H118ZM127 162V161H126ZM129 162V161H128ZM132 162V161H130ZM5 163V165H6ZM34 163V162H33ZM32 163V164H33ZM37 163V162H36ZM40 163V162H39ZM43 164L47 163V162H42ZM41 163V165H42ZM52 163V162H51ZM60 163V162H58ZM68 163V162H67ZM66 163V164H67ZM73 163V161H72ZM78 163V165H80ZM85 163V162H83ZM91 163V162H90ZM94 163V162H93ZM113 163H116L115 161ZM122 163V162H121ZM144 163V164H145ZM153 164V162H151ZM155 163V162H154ZM2 164V163H1ZM17 164H18V160H17ZM31 164V165H32ZM49 164V163H48ZM47 164V165H48ZM54 163H52L53 165ZM108 164V163H107ZM119 164V163H117ZM124 164V163H123ZM122 164V165H123ZM6 165V166H7ZM10 165V164H9ZM12 165L10 166V168L12 169ZM46 165V166H47ZM63 165V163H62ZM61 165V166H62ZM86 165V164H85ZM89 165V164H88ZM112 165V164H111ZM141 165V163H140ZM160 166L162 165L161 163L159 164ZM158 165V166H159ZM1 166L0 165V169H1ZM14 166V167H15ZM27 166V165H26ZM26 166H24L26 168ZM56 166V165H55ZM64 166V165H63ZM91 166V165H90ZM107 165H105L106 167ZM118 167V165H116ZM114 166V168L116 167ZM131 166V165H130ZM134 166V165H133ZM136 166V165H135ZM159 166V167H160ZM4 167V166H3ZM18 167V165L16 166ZM36 167V166H35ZM49 167V166H48ZM52 167L51 170H54L55 168H53L54 166H50ZM50 167H49V170H50ZM60 167V166H59ZM58 167V168H59ZM148 167V165H147ZM151 167V166H150ZM149 167L150 170L148 171H153V174H154V170H151V168ZM162 167V166H161ZM7 169L9 167H6ZM9 168V169H10ZM24 168V169H25ZM30 168V167H29ZM28 168V169H29ZM33 168V167H32ZM44 168V165H42V170L45 171V169L47 170V168L43 169ZM67 168V167H66ZM71 168V167H69ZM74 168V167H73ZM78 168V167H77ZM83 168V167H82ZM100 168V167H99ZM129 168V167H128ZM144 168V167H143ZM142 168V169H143ZM152 168V169H153ZM16 169V168H14ZM18 169H20L19 167L16 169L18 171ZM22 169V168H21ZM31 169V168H30ZM79 169H80V166H79ZM102 169V168H101ZM113 169V168H112ZM126 169V168H125ZM124 169V170H125ZM130 169V168H129ZM127 169V170H129ZM135 169V167H134ZM133 169V170H134ZM137 169V168H136ZM168 169V168H167ZM4 170V169H3ZM27 170V169H26ZM47 170V171H49ZM50 170V171H51ZM58 170V169H57ZM62 170V169H61ZM74 170V169H73ZM81 170V169H80ZM90 170V169H89ZM107 170V169H106ZM122 170V169H121ZM146 170V169H145ZM163 170V172H165ZM10 171V170H9ZM24 171V170H23ZM23 171L19 170V172H22V176L20 175V173L16 174V173H13L14 176L16 174V178L14 179V183L9 185V186H6V184H3L4 186H6L7 188H3L1 187L0 185V195L2 197V200H4L5 202H3L4 206L1 207L0 209V228H2V226L5 228H7V226H10L13 225H9L10 223V220L11 221H15L16 219H11L12 218V213H10L11 209L16 207H12L10 209V206L9 209L10 211L7 212L6 211V207H5V203L7 202V200L9 201V198H10V195L12 194V192L14 191V189H16L17 186H13V185H18L17 183H19V178L20 176L21 177H24L25 176V173L23 174ZM29 171V170H28ZM34 170L33 169V173H34ZM56 171V170H55ZM67 171V170H65ZM108 171V170H107ZM123 171V170H122ZM131 171V170H130ZM144 171V170H142ZM147 171V172H148ZM156 171V172H157ZM4 172V171H3ZM7 172V170H6ZM11 172V171H10ZM9 172V173H10ZM16 172V171H15ZM31 172V171H30ZM54 172V171H53ZM70 172V171H69ZM72 172V171H71ZM82 172H85V171H82ZM101 172V171H100ZM106 172V171H105ZM110 172V171H109ZM108 172V173H109ZM140 172V171H139ZM147 172H144L147 174ZM155 172V173H156ZM5 173V172H4ZM28 173V172H27ZM36 173V172H35ZM40 173V172H38ZM55 173V172H54ZM53 173V174H54ZM56 173H60V172H56ZM79 173H81L79 171ZM91 173V172H90ZM93 173V172H92ZM96 173V171H95ZM132 173V171H131ZM135 173V172H134ZM133 173V175H134ZM137 173V172H136ZM142 173V172H141ZM30 175V173H28ZM27 174V175H28ZM44 173H42L43 175ZM61 174H62V171H61ZM61 174H58L61 176ZM73 174V172H72ZM85 174V173H84ZM119 176H121V173L119 172ZM127 174V172H126ZM0 175H2L0 173ZM4 175V174H3ZM6 175V173H5ZM10 175V174H9ZM26 175V177H28ZM38 175V174H37ZM56 175V174H55ZM65 175L68 176V174L65 173ZM74 175V174H73ZM102 175V174H101ZM110 175V174H109ZM113 175V174H112ZM111 175V177H112ZM116 175V174H115ZM142 175V174H141ZM148 175V174H147ZM152 175V174H151ZM157 175V174H156ZM156 175L154 176V179L156 177ZM160 175V173L158 174ZM40 176V175H39ZM45 176V174H44ZM46 176H47V173H46ZM64 176V175H63ZM71 176V175H70ZM80 176V175H79ZM78 176V177H79ZM88 176V174H87ZM103 176V175H102ZM114 176V175H113ZM128 176V174H127ZM135 176V175H134ZM138 175L136 174L135 177H137ZM144 176V174H143ZM143 176H141V178H144ZM149 176V175H148ZM147 176V177H148ZM2 177V176H1ZM4 177V176H3ZM30 177V176H29ZM34 177V176H33ZM38 177V176H37ZM58 177V176H57ZM56 177V178H57ZM72 177V176H71ZM86 177V175H85ZM92 177V176H91ZM91 177H90V180H91ZM94 177V176H93ZM130 178H127V179H130L131 182H132V179H131V176H128ZM140 177V175H139ZM6 178V176H5ZM4 178V179H5ZM10 178V177H9ZM12 178V177H11ZM40 178V177H39ZM43 178V177H42ZM41 178V179H42ZM51 178V177H47V180ZM61 178V177H60ZM67 178V177H66ZM65 178V179H66ZM74 178V177H73ZM83 178V177H82ZM81 178V179H82ZM109 178V177H108ZM114 178V177H112ZM121 178V177H120ZM1 179V178H0ZM29 179V178H28ZM28 179H26V184L28 182ZM45 179V178H44ZM64 179V180H65ZM68 179V178H67ZM84 179V178H83ZM82 179V180H83ZM96 179V178H95ZM94 179V180H95ZM102 179V178H101ZM111 178H109L110 180ZM126 179V178H124ZM148 178H146L147 180ZM155 179V180H156ZM5 180L8 181V179L6 178ZM12 180V179H11ZM25 181V177L23 179ZM36 180V179H35ZM34 180V181H35ZM38 180V179H37ZM47 180H44V181H47ZM57 180V179H56ZM60 180V179H59ZM70 180V179H69ZM93 180V179H92ZM108 180V179H107ZM114 180V179H113ZM112 180V181H113ZM119 180V179H118ZM135 180V179H134ZM142 180V179H141ZM158 180V179H157ZM23 181V182H24ZM43 181V180H42ZM51 181V179H50ZM60 181H63L60 180ZM59 181V182H60ZM67 181V180H66ZM72 181V179H71ZM129 182V180H126ZM159 181V180H158ZM11 182V181H10ZM9 182V183H10ZM22 182V179L21 181ZM22 182V184H23ZM40 182V181H38ZM52 182V181H51ZM50 182V183H51ZM75 182V180H74ZM86 182V180H85ZM102 182V181H101ZM105 182V181H104ZM103 182V184H104ZM110 182V181H109ZM114 182V181H113ZM130 182V183H131ZM135 182V181H134ZM142 182V181H141ZM160 182H157V183H160ZM30 183V182H29ZM63 183V182H62ZM67 183V182H66ZM92 183V182H91ZM89 182V184H91ZM107 183V182H106ZM112 183V182H111ZM118 183V182H116ZM121 183V181H120ZM124 183V182H123ZM138 183V182H136ZM148 183V182H147ZM155 183V184H157ZM163 183V182H162ZM162 183H161V186H162ZM178 183V182H177ZM21 184V185H22ZM25 184V183H24ZM25 184V185H26ZM43 184V183H42ZM55 184V183H54ZM59 184V183H58ZM76 184V183H75ZM126 184V183H125ZM143 184V183H142ZM140 184V187L141 185ZM145 184V183H144ZM30 185V184H29ZM28 185V186H29ZM39 185V183H38ZM37 185V186H38ZM56 185V184H55ZM65 185V184H63ZM74 185V184H73ZM82 185V184H80ZM94 185V184H93ZM105 185V184H104ZM113 186V184H110ZM133 185V184H132ZM160 185V184H159ZM32 186V185H31ZM30 186V187H31ZM45 186V184H44ZM53 186V185H51ZM66 186V185H65ZM68 186H69V183H68ZM77 186V184H76ZM88 185H86L87 187ZM111 186V187H112ZM117 187V184L115 185ZM131 186V185H130ZM129 186V187H130ZM134 186V185H133ZM143 186V185H142ZM150 186V188H151ZM165 186V187H164ZM183 186V185H182ZM24 188L23 186H20V183H19V188ZM42 187V185H41ZM40 187V188H41ZM48 187H49V184H48ZM59 187V186H58ZM94 187V186H93ZM109 187V186H108ZM109 187V188H111ZM114 187V186H113ZM112 187V191L114 192L115 190L113 189ZM115 187V188H116ZM120 187V186H118ZM122 187V186H121ZM128 187V184L127 186ZM12 188L13 191H12ZM18 188V187H17ZM18 188V189H19ZM35 188V187H34ZM37 188V187H36ZM60 188V187H59ZM70 188H75V187H70ZM69 188V189H70ZM81 188L83 190L82 187H78V189ZM89 188V187H88ZM96 188V187H95ZM102 188V187H101ZM100 188V189H101ZM104 188V187H103ZM107 188V187H106ZM123 188V187H122ZM136 188V187H134ZM142 188V187H141ZM144 188H146L145 186L143 187V192L142 194V197L143 195H145L146 197V194H147V190H144ZM149 188V190H151ZM180 188V186H179ZM183 188V187H182ZM26 189V188H25ZM24 189V190H25ZM28 189V188H27ZM30 189V188H29ZM33 189V188H32ZM47 189V188H45ZM44 189V191H45ZM50 189V188H49ZM53 187L51 188V190L53 191ZM77 189V188H76ZM85 189V187H84ZM90 189V188H89ZM124 189V188H123ZM172 189V190H171ZM57 190V189H56ZM68 190V188H67ZM66 190V191H67ZM72 190V189H71ZM97 190V189H95ZM108 190V189H107ZM125 190V189H124ZM130 193H128V196L130 195H136V193L134 194L133 191L134 189H127ZM133 190V191H132ZM140 190V189H139ZM181 190V188H180ZM179 190V191H180ZM12 191V192H11ZM16 191L19 193V191L16 189ZM23 191V190H22ZM31 191V190H30ZM37 191V190H35ZM49 191V190H48ZM48 191L45 192L47 193L48 195ZM62 191V190H61ZM90 191V190H89ZM93 191V190H92ZM91 191V192H92ZM110 191V190H109ZM138 190L136 189V191L134 192H137ZM21 192V191H20ZM40 192V191H39ZM43 192V191H42ZM58 192V191H57ZM73 192V191H71ZM76 192L74 190L73 193H75L76 195ZM80 192V191H79ZM83 192V191H82ZM81 192V193H82ZM90 192V193H91ZM99 192H101L99 190ZM98 192V193H99ZM108 192V191H107ZM112 192V193H113ZM116 192V193H115ZM114 192V195H117V196H120L119 192L117 193V191ZM125 192V191H124ZM124 192L122 193V195L124 194ZM150 195L151 194V191H148ZM16 193V192H14ZM28 193H29V190H28ZM34 193V191H33ZM61 193V192H60ZM63 193V191H62ZM67 193V192H66ZM80 193V194H81ZM86 193V192H85ZM97 193V195H98ZM110 192H108L109 194ZM178 193V191H177ZM176 193V194H177ZM17 194V193H16ZM23 194L25 195V192H23ZM32 194V193H31ZM30 194V195H31ZM40 194V193H39ZM50 194V193H49ZM53 194V193H52ZM51 194V195H52ZM55 194V193H54ZM57 194V193H56ZM94 194V193H92ZM104 194V191L103 193ZM106 194V193H105ZM111 194V193H110ZM119 194V195H118ZM130 194V195H129ZM141 194H138V197L139 195ZM22 195V194H20ZM26 195H29V194H26ZM35 195V193H34ZM33 195V196H34ZM44 195V194H43ZM58 195V194H57ZM66 195V194H64ZM70 195V194H69ZM82 195V194H81ZM85 195V194H84ZM83 195V196H84ZM90 195V194H89ZM96 195V194H95ZM125 195V194H124ZM170 195H172L170 193ZM174 195V194H173ZM172 195V196H173ZM187 196V197H184V196ZM88 196V195H87ZM103 196V195H102ZM171 196V197H172ZM17 197V196H16ZM26 197V196H25ZM24 197V198H25ZM36 197V196H35ZM46 197V196H45ZM45 197H42L44 199H46ZM54 197V196H53ZM61 197V196H59ZM59 197H58V200H59ZM75 197H78L77 195L74 196L73 198ZM82 197V196H81ZM80 197V198H81ZM112 197V196H111ZM109 197V198H111ZM137 197V195H136ZM141 197V196H140ZM139 197V198H140ZM145 197L143 199H145ZM170 197V198H171ZM21 198V197H20ZM19 198V199H20ZM29 198V197H28ZM40 198V197H39ZM41 198V199H42ZM48 198V197H47ZM56 198V196H55ZM54 198V199H55ZM63 198V197H62ZM71 198H72V195H71ZM84 198V197H83ZM91 198V197H90ZM114 198V196H113ZM111 198V199H113ZM124 198V196L122 197ZM131 198V197H129ZM133 198V197H132ZM137 198V199H139ZM147 198V197H146ZM18 199V200H19ZM26 199V198H25ZM30 199V198H29ZM28 199V200H29ZM31 199H33L31 197ZM52 199V198H51ZM57 199V198H56ZM82 199V198H81ZM92 199V198H91ZM95 199V197H94ZM96 199H98L96 197ZM106 200V198H104ZM103 199V201H104ZM118 199V197H117ZM120 200H122L121 198H119ZM125 199H127V196L125 197ZM124 199V200H125ZM135 199V198H134ZM153 199V198H152ZM151 199V201H152ZM173 200V197L171 198ZM170 199V201H171ZM27 200V199H26ZM25 200V201H26ZM27 200V201H28ZM36 200V199H34ZM32 200V201H34ZM38 200V199H37ZM40 200V199H39ZM65 200V199H64ZM74 200V199H73ZM80 199H77L76 201H78ZM100 200V198H99ZM108 200V199H107ZM106 200V201H107ZM119 200V204H123L125 203L122 202L120 203L121 201ZM128 200V199H127ZM140 200V199H139ZM138 200V201H139ZM10 201H11V198H10ZM9 201V203H10ZM12 201H13V198H12ZM11 201V202H12ZM30 201V200H29ZM46 201V200H44ZM50 201V200H49ZM89 201V200H88ZM94 201H97V204H98V200H94ZM109 201H112V200H108ZM116 197H115V201L116 202ZM132 201L131 200H128ZM128 201L126 204H128ZM135 201V200H134ZM143 201V200H142ZM141 201V202H142ZM1 202V203H2ZM18 201H16L14 204H16ZM36 201H34L35 203ZM51 202H53L51 200ZM56 202V201H55ZM59 202H63V201H60ZM80 202V201H79ZM82 202V200H81ZM7 203V205L9 204ZM21 203V202H20ZM27 203H30V202H27ZM50 203V202H49ZM48 203V204H49ZM58 203V202H57ZM75 203V202H74ZM78 203V202H77ZM75 203V204H77ZM90 203V202H88ZM87 203V204H88ZM106 204V202H104ZM113 203V202H112ZM139 203V202H138ZM171 205H169V204ZM172 203V201H171ZM13 205V203H11ZM9 204V205H11ZM25 204V203H24ZM33 204V203H32ZM37 204V203H36ZM41 205H43L42 203H39ZM47 204V203H46ZM47 204V205H48ZM51 204V203H50ZM61 204V203H60ZM58 204V205H60ZM67 204V203H66ZM70 204V203H69ZM74 204V205H75ZM80 204V203H79ZM91 204V203H90ZM96 204V203H95ZM93 204V206L95 205ZM96 204V206H97ZM109 206H110V203H108ZM118 204V203H116ZM133 204V202H132ZM135 204V203H134ZM135 204V205H136ZM173 204V203H172ZM41 205H39L38 207H40ZM56 205V204H55ZM73 205V204H72ZM100 203L98 204V208H100ZM102 205V203H101ZM104 205V204H103ZM103 205L101 207V209L103 208ZM115 205V204H114ZM114 205H111V206H114ZM120 205V206H121ZM125 205V204H123ZM122 205V207H123ZM129 205V204H128ZM168 205L170 207H168ZM2 206V205H1ZM27 206V205H26ZM33 206H35L34 204L31 206L32 209H33ZM54 206V205H53ZM85 206V205H84ZM91 206V205H90ZM96 206H94L95 208H97ZM109 206H105V207H109ZM116 206V205H115ZM118 206V205H117ZM116 206V209L117 211L120 212L119 210V206L117 207ZM127 206V205H126ZM136 206V208H137ZM177 206V205H176ZM174 206V208L176 207ZM46 208V205L44 206ZM50 207V206H49ZM67 207V205H66ZM23 208V206H22ZM26 208V207H25ZM54 208V207H53ZM69 208V207H68ZM72 208V206H71ZM79 208V206H78ZM88 208V207H87ZM97 208V209H98ZM128 208V207H127ZM126 208V209H127ZM131 208H134V206H132ZM172 208V207H171ZM170 210H172V212H175V210L173 211V208ZM176 208V209H178ZM15 209V208H14ZM31 208L29 207V210L27 212V210L25 212L29 213L31 211V213L33 214L32 210H30ZM41 209V207H40ZM48 209V208H47ZM46 209V211H48ZM74 209V207H73ZM96 209V210H97ZM105 209V208H104ZM110 209H113V208H110ZM115 209V208H114ZM116 209L114 211H116ZM125 209V210H126ZM8 210V209H7ZM16 210V209H15ZM22 211V209L19 208V210L17 209L16 211ZM34 210V209H33ZM59 210V209H58ZM68 210V209H67ZM66 210V211H67ZM80 210V208H79ZM78 210V211H79ZM84 210V209H83ZM94 210V209H93ZM95 210V211H96ZM123 210H124V207H123ZM128 210V209H127ZM126 210V211H127ZM135 210V209H134ZM38 211V209H37ZM41 211V210H40ZM39 211V212H40ZM54 211V210H53ZM52 210L50 212H53ZM63 211V210H62ZM73 211V210H71ZM76 211V212H78ZM91 211V210H90ZM99 211V210H97ZM104 211V210H103ZM111 212V210H108ZM108 211L106 213V210H105V213L107 216H109L108 214ZM129 211H131V209H129ZM169 211V210H168ZM177 211L176 210V215L177 214ZM185 211V212H184ZM11 212H14L13 210ZM23 212V211H22ZM23 212V213H25ZM43 212V211H42ZM49 212V211H48ZM60 212V210H59ZM74 212V211H73ZM93 212V211H92ZM122 212V210H121ZM120 212V213H121ZM125 212V211H124ZM128 212V211H127ZM133 212V210H132ZM131 212V213H132ZM202 212H205V218L204 221H205V226H198V223H199V220L202 218H200V213ZM45 213V212H44ZM57 213V212H56ZM79 213V212H78ZM103 213V212H102ZM116 214L117 212H112V215ZM120 213H118L120 215ZM130 214V212H128ZM148 213H150V217L148 215ZM174 213V214H175ZM179 213V212H178ZM20 214H22L20 212ZM39 215V213H36V215ZM42 214V213H41ZM40 214V215H41ZM47 214V213H45ZM64 215L66 213H60V215ZM70 214V213H69ZM77 214V213H76ZM96 214V212H95ZM100 214V213H98ZM128 214V215H129ZM170 216H171V211H170ZM169 214H167L168 218H169ZM204 214V213H203ZM210 214V216H209ZM12 215V216H11ZM15 215H19L17 213H15ZM23 215V214H22ZM31 215V214H30ZM35 215V214H34ZM48 215H51V214H48ZM56 215V214H54ZM58 215V214H57ZM56 215V217H57ZM59 215V216H60ZM62 215V216H63ZM67 215V214H66ZM97 215V214H96ZM102 215V214H101ZM100 215V216H101ZM104 215V213H103ZM117 215V214H116ZM115 215V216H116ZM118 215V216H119ZM123 215V212L122 214ZM134 216V214H132ZM147 215V219L146 220V217L144 216ZM173 215V213H172ZM27 221L28 223L30 222L31 217L30 219H28L29 215L27 214ZM26 216L24 215V217L26 218ZM61 216V217H62ZM73 216V214H72ZM79 216V215H78ZM81 216V215H80ZM106 216V217H107ZM113 215V217L109 216V222H113V218L115 217ZM127 215L125 214V217ZM16 217V216H15ZM60 217V218H61ZM64 219L66 220L65 216H63ZM103 217V216H102ZM110 217L112 219H110ZM166 217V220H168ZM174 217L175 219L177 218V221H178V217H176L175 215L172 216ZM19 218V217H18ZM36 218V216L34 217ZM41 218V217H40ZM45 218V217H44ZM50 218V217H49ZM83 218V216H82ZM81 218V219H82ZM90 218V217H89ZM92 218V217H91ZM90 218V219H91ZM96 218V217H95ZM117 218V217H116ZM115 219V221H118V219ZM119 218H122V217H119ZM124 218V217H123ZM172 218L171 220L174 221L175 219ZM183 218V219H182ZM37 219V218H36ZM42 219V218H41ZM40 219V220H41ZM51 219V218H50ZM56 218H54L55 220ZM63 219V218H62ZM60 219V220H62ZM80 219V218H79ZM80 219V220H81ZM100 219V218H99ZM105 219V217H104ZM126 219V218H125ZM130 221H134V220H131ZM174 219V220H173ZM25 220V219H24ZM64 220V221H65ZM68 218H67V221H65L66 223L68 222ZM78 220V219H77ZM92 220V219H91ZM98 220V219H97ZM103 220V219H102ZM107 220V219H106ZM104 220L103 222L105 223ZM111 220V221H110ZM121 220V219H120ZM120 220L118 221V223L120 222ZM170 220V219H169ZM200 220V221H201ZM26 221V223H27ZM45 221V220H44ZM53 221V220H52ZM59 221V220H58ZM63 221V222H64ZM71 221V220H70ZM69 221V222H70ZM94 221V220H93ZM115 221L113 223H109L106 221L107 223V227H109L110 225L109 224H114ZM143 221V222H145ZM177 221H176V224H177ZM16 222V221H15ZM41 222V221H40ZM37 223V224H40ZM57 222V221H55ZM68 222V224H70ZM75 222V220H74ZM88 222V221H87ZM92 222V221H90ZM97 222V221H96ZM96 222H94L96 224ZM121 222H123L121 220ZM120 222V223H121ZM23 223V220H21V224ZM27 223V224H28ZM36 222H34L35 224ZM54 223V222H52ZM79 223V222H78ZM77 223V224H78ZM117 223L116 226L114 225H111L110 229L113 228V226L116 228V227H121L119 224ZM132 223H137V222H130L129 225H131ZM139 223V224H140ZM147 222H145L146 224ZM168 223V222H167ZM179 223V221H178ZM202 225H203V221L201 222ZM20 224V222L18 223ZM18 224H16L17 226H19ZM30 225L32 224L29 223ZM34 224H32L33 226H31L32 228H34ZM36 224V225H37ZM50 224V223H49ZM63 223L59 224L62 226ZM65 224V223H64ZM75 224V223H74ZM82 224V223H81ZM94 224V225H95ZM101 226H102V221L101 223H99ZM127 224V223H126ZM175 224V222H174ZM15 225V226H16ZM42 225V224H41ZM54 225V224H53ZM67 225V224H66ZM66 225H65V228H66ZM73 225V223H72ZM103 225H106V224H103ZM138 226V224H136ZM143 225V224H142ZM141 225V226H142ZM180 225V224H179ZM21 226V225H20ZM26 226H29V225H26ZM39 226V225H37ZM48 226V225H47ZM69 226V225H68ZM71 226V225H70ZM81 226V225H80ZM96 228H97V225H95ZM123 226V225H122ZM140 226V225H139ZM148 226V227H149ZM169 227V223L167 225ZM175 226V225H174ZM42 227V226H41ZM54 227V226H53ZM60 227V226H59ZM76 227V226H74ZM85 227V226H84ZM88 227H89V224H88ZM87 227V228H88ZM145 227V226H144ZM143 227V228H144ZM5 228V229H6ZM22 228V226H21ZM25 228V225L24 227ZM28 228V227H27ZM30 228V227H29ZM26 229L25 230V233L27 230H31V229ZM36 228V227H35ZM52 228V227H51ZM50 228V229H51ZM57 228V226H56ZM61 228V227H60ZM58 228V229H60ZM64 228V227H62ZM82 228V227H81ZM95 228V227H94ZM95 228V229H96ZM103 228V226L101 227V229ZM106 227H104L105 229ZM113 228V230H118ZM126 228V226H125ZM139 228V227H138ZM142 229V227H140ZM147 228V226H146ZM145 228V230H146ZM3 229V230H5ZM19 230V228H15L13 230ZM37 229V228H36ZM57 229V230H58ZM70 229V228H69ZM75 229V228H74ZM93 229V228H92ZM94 229V231H96ZM104 229L103 232H104ZM108 229V228H106ZM105 229V230H106ZM120 229V228H119ZM123 229V228H122ZM121 229V230H122ZM130 229V227H129ZM127 229V230H129ZM8 230V228H7ZM7 230H5V233L7 232ZM11 230V231H13ZM17 230V233L20 235V233L23 231V230H19L20 233L18 232ZM47 230V229H46ZM52 230H55V229H52ZM51 230V231H52ZM64 229H62V232H63ZM72 230V229H71ZM80 230V229H79ZM88 230V229H87ZM98 230V229H97ZM112 230V231H113ZM126 231V229H124ZM149 230V229H147ZM151 230V232H152ZM1 231V229H0ZM11 231L8 230V232L6 234H8V236H10V233H12ZM35 232V230H33ZM39 231V230H37ZM42 231V230H41ZM40 231V233H41ZM67 231V230H66ZM74 231V230H72ZM83 231V230H82ZM85 231V230H84ZM89 231H92V230H89ZM100 233L101 230L99 229ZM108 233L109 231L106 230ZM105 231V232H106ZM123 231V230H122ZM131 231V230H130ZM139 231H141L139 229ZM143 231V230H142ZM150 231V230H149ZM10 232V233H9ZM14 232V233H15ZM24 232V231H23ZM22 232V233H23ZM47 232V231H46ZM50 232V231H49ZM54 232V231H53ZM60 233V231H57V233ZM69 232V231H68ZM76 232V231H75ZM104 232V235H106V233ZM116 232V231H115ZM119 232V231H118ZM127 232V231H126ZM137 232V231H136ZM3 233V231H2ZM0 233V234H2ZM39 233V234H40ZM43 233V231H42ZM80 233V231H79ZM84 233V232H83ZM89 233V232H88ZM87 233V235H88ZM91 233V232H90ZM94 233V232H93ZM97 233V232H96ZM98 233V234H100ZM111 233V232H110ZM117 233V232H116ZM124 233V232H123ZM122 233V234H123ZM134 233V232H133ZM139 234H141L140 232H138ZM146 234V232H144ZM143 233V234H144ZM4 234V233H3ZM16 234V233H15ZM13 235V238L10 239L12 241L8 242V243H2V239L3 238H8L7 235H5V237H3V235L0 236V246H2V248H0V250H2V253H0L2 255V258H3V262H4V258L7 257V259L9 258H13V264H23L25 261H29L32 262V258H35L36 254L37 256L40 255V253H43V252H39V255H38V251L39 250H43V248L39 249L37 252L35 250V246L36 245H33L32 246V242L34 240V238L36 237L37 238V233L35 237H33V234L32 232H28V235H26V238L24 240V242H20L18 239L19 238H22L21 236H24V235H20L19 238L18 235ZM24 234V233H23ZM51 234V233H49ZM48 234V236H49ZM64 234H65V231H64ZM63 234V235H64ZM73 234V233H72ZM76 234V233H74ZM86 234V233H85ZM113 234V233H112ZM125 234V233H124ZM129 234V233H128ZM132 234V233H131ZM148 234V232H147ZM41 235V234H40ZM56 235V234H55ZM63 235H60L61 236V239L63 237ZM80 236V234H77ZM103 235V234H102ZM115 235V234H114ZM121 235V234H120ZM136 235V234H135ZM46 236V235H45ZM47 236V238H49ZM59 236V237H60ZM66 238L67 236L64 235ZM86 236V235H85ZM84 236V238H85ZM91 236V234H90ZM89 238L91 239L92 237V240L93 239V236H91ZM99 237L101 235H98ZM113 236V235H112ZM117 236V235H116ZM115 236V237H116ZM127 236V235H126ZM129 236V235H128ZM147 236V237H148ZM166 236V235H165ZM169 234L167 235L166 239L168 238ZM25 237V236H24ZM23 237V239H24ZM42 237V236H41ZM44 237V236H43ZM52 237H53V234H52ZM51 237V239H52ZM82 237H83V234H82ZM97 237V236H94V238ZM98 237V239H99ZM104 236H102L103 238ZM109 236L107 235V237H104L105 238H108ZM122 237V236H121ZM125 237V236H124ZM138 236H136L137 238ZM142 237V236H141ZM152 237L154 240H152ZM2 238V239H1ZM58 237H53V240L54 239H57ZM70 239H72L71 237H69ZM78 238V237H77ZM87 238V237H86ZM85 238V239H86ZM88 238V239H89ZM173 238V239H174ZM9 239V238H8ZM39 239V237L37 238ZM43 239V238H42ZM82 239V238H80ZM89 239V240H90ZM112 239V238H110ZM114 239V238H113ZM130 239V238H129ZM142 239V238H141ZM144 242L147 241L148 239L145 238L144 236ZM165 239V240H166ZM168 239H171V236L168 238ZM167 239V241H168ZM177 239V240H178ZM4 241L6 239H3ZM18 240V246L21 245L20 243H22L21 246H19L20 248V251H17V253L15 255H13V257H11V253L13 254L12 252V248L13 247L12 245ZM22 240V239H20ZM50 240V238H49ZM53 240L51 241L53 243ZM60 240V239H59ZM64 240V239H63ZM61 240V242L63 241ZM68 240V239H67ZM66 240V243H68ZM84 240V239H83ZM96 240V239H95ZM94 240V241H95ZM101 240V239H100ZM100 240H99V244H100ZM122 240V239H121ZM132 240V239H131ZM148 240V241H149ZM172 240V239H171ZM3 241V242H4ZM8 241V240H7ZM39 241V240H37ZM35 240L36 243H38V245H40L39 242H37ZM44 241V240H43ZM46 241V239H45ZM55 241V240H54ZM57 241V240H56ZM65 241V240H64ZM63 241V242H64ZM88 241V240H87ZM91 241V240H90ZM93 241V243H94ZM97 241V240H96ZM95 241V243H96ZM104 241V240H102ZM114 241V240H113ZM113 241H110V242H113ZM117 241V240H115ZM134 242V240H132ZM42 242V241H41ZM48 242V241H47ZM51 242H48V243H51ZM63 242H62V245H63ZM70 242V241H69ZM73 242V241H72ZM86 243V240L84 241ZM98 242V241H97ZM120 241H117L116 243H119ZM125 242V241H124ZM130 242V240L128 241ZM127 242V243H128ZM163 242V241H162ZM170 242V241H169ZM179 242V241H178ZM15 243V244H17ZM35 243V244H36ZM46 242H44L45 244ZM59 243V241L57 242ZM66 243L64 246H66ZM76 243V242H75ZM84 243V244H85ZM121 243V242H120ZM123 243V241H122ZM143 243V242H141ZM140 243V244H141ZM152 243V242H150ZM149 243V244H150ZM165 243V242H164ZM163 243V244H164ZM172 243V241H171ZM168 243L169 246L172 245V244H175V246H170L171 247V251H173L176 247V244H177V241L175 240L174 243ZM43 244V243H41ZM54 244H56L54 242ZM71 244V242H70ZM74 244V242H73ZM88 244V243H86ZM103 244V243H102ZM112 245V243H110ZM110 244H109V247H110ZM115 244V243H113ZM131 244V243H130ZM148 244V243H146ZM153 244V243H152ZM155 244V243H154ZM166 244V243H165ZM59 246V244H57ZM72 245V244H71ZM89 245V244H88ZM88 245L85 247H87L88 249H86V252L89 250V247ZM125 245V244H123ZM134 245V244H133ZM144 245V243H143ZM142 245V247H143ZM163 248L165 247L164 245L160 244ZM179 245V244H178ZM16 246V245H15ZM42 246V245H41ZM56 246V245H55ZM64 246H61V247H64ZM70 246V245H69ZM82 246V245H81ZM119 246V244H118ZM129 246V245H128ZM127 246V248H128ZM149 247L151 245H146L144 247ZM159 248L161 246L157 245ZM183 246V244H182ZM47 247V245L45 246ZM51 246H49L50 248ZM58 248V249H62L63 248ZM68 247V246H67ZM66 247V248H67ZM72 247V246H71ZM76 247V246H74ZM84 247V248H85ZM99 247V246H98ZM108 247V246H107ZM133 247V246H132ZM143 247V248H144ZM153 247V249L155 250L154 246H151ZM156 247V246H155ZM161 247V248H162ZM168 247V246H167ZM170 247L168 248L170 250ZM174 247V248H172ZM181 248V245L179 246ZM53 248L55 249L54 245H53ZM52 248V249H53ZM65 248V247H64ZM83 248V249H84ZM93 248V247H92ZM114 248V247H113ZM117 248H122V247H117ZM117 248H116V251H117ZM163 248L161 249V251H157L156 254L158 255L156 260L158 259V257H160L159 259H161V256L162 254L160 252H162ZM45 249V248H44ZM48 248H46L47 250ZM57 249V247H56ZM57 249V250H58ZM77 249V248H76ZM98 249V248H97ZM97 249L96 252H97ZM102 249V247L100 248ZM111 249V248H110ZM130 249V247H129ZM141 249V248H140ZM144 249H147L149 250L148 248H144ZM167 249V250H168ZM173 249V250H172ZM81 250V249H80ZM94 250V249H93ZM105 251H107L108 249H105L103 248L102 250V253ZM121 250V249H120ZM125 250V249H124ZM128 250V249H127ZM126 250V251H127ZM147 250H146V254L148 253H151L152 251L148 252L147 253ZM168 250V252H169ZM183 250V249H182ZM14 251V250H13ZM52 251V250H51ZM60 251V250H59ZM61 251V252H62ZM68 251H71L68 250ZM67 250H66V255L69 253ZM76 251V250H75ZM100 251V250H99ZM98 251V252H99ZM111 251V250H109ZM115 251V253H116ZM140 251V250H139ZM142 251H144L143 249L141 250V252H139V255L141 253V256L139 257L138 254H135L136 255V260H132L133 262H138L143 259L141 258L142 257ZM164 251V250H163ZM178 251V249H177ZM180 251V250H179ZM50 252V251H49ZM65 252V251H64ZM79 252V250H77V253ZM82 252V250H81ZM84 252V251H83ZM89 252H91L89 250ZM93 252V251H92ZM97 252V253H98ZM119 252V251H118ZM118 252H117V255H118ZM121 252V251H120ZM136 252V250H135ZM138 252V250H137ZM168 252L165 253V257H168V255H166ZM183 251H181L180 253L179 252H174L176 254V257L177 255L181 254ZM54 253V254H53ZM53 257L55 258V261L57 259V256L55 255V252H53ZM57 254L59 252H56ZM73 253V252H72ZM71 253V254H72ZM76 253V252H74ZM76 253V255H77ZM95 253V252H94ZM101 252H99L100 254ZM131 253H132V249H131ZM134 253V252H133ZM160 253V254H159ZM172 253V252H171ZM178 253V254H177ZM64 254V253H63ZM70 254V253H69ZM109 254V253H108ZM121 254V253H120ZM124 254V253H123ZM145 254V255H146ZM155 254V253H154ZM155 254V255H156ZM172 256L171 258V263L172 264V261L176 264L175 262V259L173 260L174 258V255ZM50 257L51 256V253L49 254ZM56 257H55V256ZM76 255H72V258L73 256H75L73 259L77 261L76 259ZM79 255H83V254H78V257ZM89 255V254H88ZM86 255V253L84 254V256L82 258H84L85 256H88ZM97 254L95 253V256ZM103 255V254H102ZM100 255V256H102ZM116 255V254H115ZM138 255V257H137ZM144 255V254H143ZM150 254H148L149 256ZM152 255V254H151ZM150 255V257H151ZM161 255V256H159ZM171 255V254H170ZM169 255V256H170ZM182 255V254H181ZM180 255V257H181ZM35 256V257H34ZM45 256V255H44ZM60 256V255H59ZM58 256V259L57 261L61 262V263H65V262H62L61 260H63L64 258V261L67 259L64 255V257L60 256L62 259H60ZM71 256V255H70ZM104 256H105V253H104ZM110 256V254L108 255ZM122 256V255H121ZM127 256V255H126ZM147 256V257H148ZM153 256V255H152ZM164 256V255H163ZM162 256V257H163ZM187 256V257H185ZM41 257V256H39ZM37 257V258H39ZM49 257V258H50ZM69 257V255H68ZM90 258L92 256H89ZM93 257H94V254H93ZM98 257V258H97ZM96 259H100L99 256H97ZM119 257V256H118ZM146 257V256H144ZM146 257V258H147ZM148 257V258H150ZM179 257V256H178ZM2 258L0 260H2ZM35 258V260L37 259ZM44 258V257H43ZM46 258V257H45ZM53 258V259H54ZM81 258V257H79ZM78 258V260H79ZM109 258V257H108ZM122 258H125L124 256H122ZM130 257H128L129 259ZM134 258V257H133ZM141 258V259H140ZM147 258V259H148ZM155 258V256H154ZM6 259V260H7ZM8 259V260H9ZM40 259V258H39ZM38 259V260H39ZM70 259V258H69ZM73 259H72V262H73ZM92 259V258H91ZM111 259V257H110ZM118 259V258H117ZM116 259V260H117ZM131 259V258H130ZM138 259H140L138 261ZM146 259V260H147ZM153 260V264H154V261L155 259L151 258ZM164 260H166V258H163ZM43 260V259H42ZM49 260V259H48ZM46 260V262L48 261ZM52 260V259H50ZM81 260V259H80ZM87 260V259H84V261ZM93 260V259H92ZM113 260V259H112ZM119 260V259H118ZM144 260V259H143ZM142 260V261H143ZM145 260V261H146ZM162 260V259H161ZM34 261V260H33ZM54 261V262H55ZM83 261V259H82ZM99 261V260H98ZM97 261V262H98ZM101 261V260H100ZM105 262V260H103ZM108 261V260H107ZM115 261V260H113ZM111 261V262H113ZM129 261V260H128ZM143 261V264L144 262ZM149 261V259L147 260ZM159 261V260H158ZM163 261V260H162ZM179 261V259H178ZM179 261V262H180ZM2 262V261H0ZM6 262H11V260L9 261H6ZM35 262V261H34ZM40 262V261H39ZM50 264L52 261H49ZM58 262V263H59ZM68 262V260H67ZM79 262V261H77ZM81 262V261H80ZM79 262V264H80ZM89 262V261H88ZM87 262V263H88ZM90 262H93L90 260ZM110 262V261H108ZM130 264H131V261H129ZM167 262V260L165 261ZM177 262V264L179 263ZM185 262V261H184ZM42 263V262H41ZM48 263V262H47ZM53 263V262H52ZM59 263V264H61ZM70 263H71V260H70ZM69 263V264H70ZM85 264V262H83ZM81 263V264H83ZM96 263V262H94ZM103 263V262H102ZM120 264V262H118ZM116 263V264H118ZM123 263V262H121ZM137 263V264H138ZM141 263V262H140ZM152 263V261L150 262V264ZM160 263V262H159ZM164 263V262H163ZM169 263V262H168ZM167 263V264H168ZM6 264V263H4ZM7 264H10V263H7ZM12 264V262H11ZM25 264V263H24ZM36 264V263H35ZM44 264V263H43ZM49 264V263H48ZM53 264H57V262L53 263ZM68 264V263H66ZM72 264H76L75 262L72 263ZM78 264V263H77ZM91 264V263H90ZM98 264V263H97ZM115 264V263H114ZM134 264V263H133ZM136 264V263H135ZM155 264H158L157 261H155ZM166 264V263H165ZM180 264H182V262H180ZM185 264V263H184Z\"/></svg>",
  "mask_w": 264,
  "mask_h": 264
},
{
  "label": "rangeland",
  "instance_id": "obj_2",
  "mask_svg": "<svg viewBox=\"0 0 264 264\" xmlns=\"http://www.w3.org/2000/svg\"><path fill=\"white\" fill-rule=\"evenodd\" d=\"M9 1L10 0H0V5H6L7 4V2L9 3ZM39 1V0H38ZM55 1V2H54ZM63 1H65V2H67L68 0H60V1H56V0H51L50 2H54V3H56V4H62V3H65V2H63ZM72 2H75V1H73V0H71ZM77 1V0H76ZM129 1V0H128ZM38 3H40V1L38 2ZM58 14V13H57ZM139 17H140V19H142V17L139 15L138 16V19H139ZM138 21V26L136 25L135 27L137 28H139V30L141 29L142 31H138L137 32V30L138 29H130V33L128 32L127 33V35L129 34L130 36H131V38H129L130 36L128 35V36H124L123 38V40L125 41L126 39V41L129 43V46H130V43L132 42V44L135 42V39H136V37L139 39H136V43L139 41V42H141V44L139 43L137 46H133V45H136L135 43L132 45L131 44V48L129 47V46H127L128 45V43L125 41H123L125 44H127L126 46L124 45V44H122L121 42H122V40L121 39H117V38H115L114 40H113V42H111L110 44L111 45H108V47H110V48H108L107 47V49H106V52L104 51L103 52V50H97V52L95 51V50H92L91 51V53H93L92 55H90V56H95L94 57V59H93V57H90V59L91 60H95L96 61V57H98V55H99V59H101V60H97L96 61V67L97 68H95V61H93V63L94 64H92L91 66H87V65H85V66H83L84 68L87 66V69L85 68H83V67H81V69H82V72H84V73H82V74H80L81 76H82V79H81V76H79V77H77V79H76V83L78 82L80 85L81 84H83L84 82H82V80H85V82H86V85L88 86V90L90 91V92H88V96H95V97H91V98H89V99H87V102H89L90 104H89V106H88V103L86 104V105H84V106H87V107H84L83 105H81V103H82V96L80 95V89H81V86L80 87H78V89L77 90H75L76 88H77V86L75 87V89H74V91H78L79 92V95H78V93L76 94V96H74L75 94V92L73 91V89H71L72 90V92L73 93H71V91H70V93L72 94V96L70 97V95L71 94H69V92H68V94H67V96H66V98H70L69 100L70 101H68V99L66 100V102H65V100L63 101V104H66L65 106H63L62 105V107H61V109L59 110L60 111V114H62L61 116L59 115V118H57L58 119V121L59 122H57V119H55V121L54 122H52L51 123V125L53 126H51L50 125V128H49V126L47 127V129H45V130H43L42 132H41V134H38L37 133V126L39 125V123L41 122V119H42V117H43V111H42V109H44V106L45 105H43V103L42 102H44L43 100L41 101V100H39L40 101V103H39V101H38V98L37 99H32L31 97H26V96H28V93L26 94V92L28 91V90H24V88L22 87V85H25V84H23V83H28V84H30L31 82H34L35 81V78H36V72L34 71V69L36 70L37 68H39L38 66H41L42 67V65H44V63H42V64H40L41 62L40 61H38L36 58L37 57H35V56H37V55H39L38 53H39V50H35V52H36V55L34 56L33 54H35V52H34V50H32L34 53H32V54H29V57H27L26 55H28V54H26V52H25V50H24V59H26V60H24L23 59V50H21L22 52L19 54V58L18 59H16V61L17 62H15L13 65H12V67H16L17 66V68L15 69V72L14 71H12V72H14V73H12L11 71L8 73V75L11 77V79L13 80L12 82H11V79L9 80V79H7L8 81L6 82V83H10V85H11V83H15V85L14 86H16V87H19V89L17 90L16 89V95H15V93L13 94L12 92H10L11 90H9V91H7V92H9L8 94H5V95H3L4 94V92H3V97H5V98H1V99H3V104H1V105H3L2 106V108L4 109V110H8V109H10V113H11V115L13 116V117H15V116H17V115H21V116H18V117H20L19 118V120L21 119V118H23V119H21V121H20V127H21V129H20V131L22 130V132H20V131H18V133L16 132L15 134H14V137H17V138H15V139H17V140H19L18 138H20V140H19V142H18V145H19V147H20V145H22L23 146V150H22V146L20 147V148H18V153L17 154H19V156L21 155V152H22V155L20 156V157H22L23 158V160H24V158H25V165H24V163H22L21 165H20V163H19V161H20V157H18V164H17V160L15 159V161L16 162H14L13 161V164L15 163L16 164V166L18 165V167L20 168V169H18V171L16 170L18 167H16L15 165H12L11 163V161L13 160H10L9 162V164L7 165V161L8 160H6L5 159V157H3V154H1V152L2 153H4L5 151H1V149H0V165H2L1 166V169H0V173L2 174V175H0V183L2 184H6V186H9V185H11V184H13L14 183V179L16 178V174H18V173H20V175L22 174V172H19V170L21 171H23V174L25 173V181L23 180L24 179V177H21L20 176V178H19V180L21 181V179H22V182H23V184H22V182H20L19 181V183H20V186H23L24 188H19V183H17L18 185H13V186H17L19 189H20V191H19V189L16 187V189L19 191V193L16 191V189H14V188H12V191H13V189H14V191L12 192V194L10 195V198H11V201H12V198H13V201L11 202L10 201V198H9V201H10V203H9V201L7 200V202L5 203V207H6V211L7 212H9L10 211V209L12 208V207H14V206H16V207H14L16 210L18 209L19 210V208L20 209H22V211L23 212H25L27 209L29 210V207L31 208L30 210H32V212H33V214L31 213V211L29 212V213H27L28 212V210H27V212H25V213H23L21 210L20 211H16L14 208H12L11 209V211L13 210L14 212H11L10 211V213H12V218L11 219H16L14 222L13 221H11L10 220V223H9V225H11V224H13V225H11V227L10 226H7V228H8V230L9 231H11V230H13V229H15V228H19L20 227V231L21 230H23L22 232L24 233H20V231L18 230V232L20 233V235L22 234V235H24V236H21L22 238H19L20 237V235L17 233V230H16V232H15V230H13V231H11L12 233H13V235L15 234L16 236L18 235V237L17 238H19L18 240L20 241V242H24V240H25V238H26V235H28V232H32V233H34L33 234V237H35V236H37V238L39 237V239H37L36 237L34 238V240H33V242H32V246L33 245H36L35 247V250L38 248V246H39V248L36 250V252L39 250V249H41V248H43V250L41 249V250H39L37 253H38V255H39V252H43V253H40V255L39 256H41V257H39V256H37V254L34 256L35 258H37V257H39V258H37L36 260H35V258H32V262H30L29 263V261L27 262V261H25L24 263L25 264H50V262L49 261H52L53 263H55V262H57V264H59V263H61V262H59V261H57V259H58V256L60 255V256H62V257H64V255L65 256H67V257H65V258H67L65 261H64V258H63V260H61L62 262H65L64 264H66V263H70V260H71V263L70 264H72V263H78L79 264V262H80V264L81 263H83V262H85V264H116V263H118V262H120V264H130V262L129 261H131V264H137L138 262H133L132 260H136L137 258H136V255L135 254H138L139 255V252H141V250L143 249L144 251H142V253L144 254H142V257L141 258H143V259H138V261H139V263L138 264H143V261H145L148 257H150V255H151V257L150 258H148L149 259V261H145L144 262V264H150V262L152 261V263L151 264H153V260L151 259V258H153V259H155V261H157L158 262V264H167L168 262V264H170L171 263V258H172V256H173V254H175L176 252H181V251H183L181 254H179V255H177V257H176V254L174 255V258H173V260L175 259V262H176V260H177V262H179L180 261V259L182 258L183 259V255L185 254L186 255V251L184 250L185 248H183L184 247V244L185 243H183V242H185L184 241V239H183V241H182V239H178V238H180V237H178V238H174V237H172V235H171V229L173 228V227H176V226H183L184 224V221H185V217H187V214H186V212L183 214V211H181L180 212V209L178 208V205H179V203H180V200H181V198L183 197V193L182 192H184V188H185V183L184 184H182L181 185V182L183 183L184 181H176L175 183H174V186H173V189L174 188H176L175 187V185L177 186V188H176V190L174 189L173 191L174 192H170L172 195H170V193H169V195H168V197H167V199H168V202H170V204L172 205H170L169 203V205L173 208V211L175 210V212H176V210H178L177 211V214L178 215H176V213L175 212H172V210H170V206L168 205V207H170L168 210H167V214H169L170 213V211H171V216H170V214H169V218L167 217L168 215L167 214H165L164 213V216H165V221H167L168 223H169V227L167 226L168 225V223L166 222V227L168 228V230H164V231H167L166 233H164V237L165 238H163V242L161 241V243L160 244H162V245H164L165 247L163 248L160 244H159V242H153V241H151V240H149L148 238H149V236L148 235H152L153 236V234H154V229L152 230L151 228H150V223H149V220L147 219L148 217H147V215L146 216H144V217H146V220H148V221H145V220H143V221H145V222H147L146 224H145V222H139L138 223V220H142L141 218H143V217H141V215H138L140 212H138V214H135V212H137V209L139 208V206H137V204L138 205H140L141 203L143 204V202H145L146 200H148V198H150V200H149V202H154V199L156 200V198L152 195V191L154 190V189H156V187L157 188H162V189H164L163 188V184H164V182H165V178H163L164 180H162L161 182H160V180H161V178L162 177H159V176H161L163 173L164 174H166V172L167 171H165V170H169V168L170 167H168L169 165H167V167L166 166H163V164L164 163H162V162H160V161H164V162H166V159H167V161H169V163H170V158H171V153L169 154V157L167 156L168 155V150H165V153H167V154H165L167 157H165V155H164V150L163 151H161V150H159L158 149V152L160 153V155L161 156H163V157H165L164 158V160H161L160 158H162V157H160V156H158L159 155V153L157 152V149H151L150 148V146L152 145L150 142H149V140L147 139V138H144V137H146V136H148V138H149V136L151 135V136H154V138H157V137H163V138H165L166 136H168L169 134H171V137L172 136H174V134L175 133H177L176 132V127H175V123L174 122H172L171 123V121H175L176 120V118H177V116H175V114L173 113V111L174 110H172L171 111V113H170V110H167V112H169L170 114H174L173 116L172 115H170L169 113H167L166 111V113L165 112H163V115L164 116H161V120L160 121H158L157 120V117L154 119V118H149V112H150V109H151V107L149 106L150 104H153L154 103V99H153V97H154V95H153V97H152V94L150 95V84H148V82H149V80H151V79H149V75H153L154 73H156V70H157V73H156V77H158V76H161L162 74L161 73H163L164 71H163V69H162V71H160L161 69L160 68H154V72L151 70L152 68H150V69H148V71L146 70L147 69V67L145 66V65H143V64H141V61L140 62H138L139 61V56H140V54H141V52H142V50H145V48H146V50H148L149 52V54H148V57H147V59L148 58H150V59H157V58H159V59H157V62H159V63H157V64H159V65H163L166 61H167V59H165V58H167V56L166 57H164L165 56V54H163L162 52L161 53H159V51H162V50H175L176 48H178V47H176L175 46V44L173 43V41L175 40L174 39V37L176 38V36L178 37V35L180 36V37H178V39H182V40H184L183 41V43H181V45H180V48H178V50H186L187 49V46H188V43H186V42H188V39H187V37H184V33L182 32V31H180L179 29H174L173 30V28H172V26H171V24H169L166 20L165 21H163V24H162V28H160V32H159V29L158 30H156L154 33H153V35L151 34H147V37H146V35L143 33V20H141L142 22H139L140 20H137ZM139 24L141 25V28L139 27ZM165 24V25H164ZM191 24V23H190ZM169 28V29H168ZM164 29V30H163ZM133 30H136V31H133ZM161 30L164 32V34H162V32H161ZM132 33H135L134 35L132 34ZM139 33V34H138ZM160 33V34H159ZM140 34H141V36H140ZM166 34V35H165ZM172 34V35H171ZM177 34V35H176ZM143 35V36H142ZM159 35V36H158ZM164 35V36H166V37H162V36ZM183 35V36H182ZM132 36H133V38H132ZM138 36H140V37H138ZM154 36L156 37L157 36V39H155L154 38ZM161 36V37H160ZM173 36V37H172ZM142 37H143V40L144 41H142L141 39H142ZM145 37V38H144ZM169 37V38H168ZM170 37H172L173 39L171 40V38ZM126 38V39H125ZM135 38V39H134ZM152 40H151V39ZM161 38V40L162 41H160L159 39ZM165 38V39H164ZM130 39H134L133 41H131V42H129L130 41ZM148 41H147V40ZM167 39V40H166ZM34 40L35 39H33V43L31 42V45H29L30 46V48H32L33 46V44L35 43L34 42ZM141 40V41H140ZM151 40V41H150ZM156 42H155V41ZM164 40H166V42L164 41ZM170 40V41H169ZM187 40V41H186ZM115 41V42H114ZM158 41H159V43H158ZM172 41V42H171ZM186 41V42H185ZM151 42V43H150ZM153 42V43H152ZM162 42V43H161ZM113 43H116V44H114L113 45ZM158 43V44H157ZM173 43V44H172ZM184 43H186V44H184ZM29 44H30V41H29ZM143 44V45H142ZM152 44V45H151ZM167 44V45H166ZM120 45L123 47V49H124V51L126 52V53H129L128 52V50L130 51L131 49H133L132 51H134V55L133 56H135L136 54H135V52L137 51V50H139V51H141L140 53H139V51H137L136 53H137V55H138V57H137V55L135 56V57H137L136 58V60L134 59V61H133V63H131V65H129L127 68H129V69H132L131 70V72H129L128 73V69H126L125 70V72L123 73V67H121V69H123V70H121V69H119L120 68V66H119V64L121 65V62L125 59V58H123V55H118L119 53L118 52H120V54H126L123 50H122V47H120ZM146 45V46H145ZM153 45H156V47L155 46H153ZM160 45H161V47H160ZM170 45H171V48H169L170 47ZM172 45H173V47H172ZM187 45V46H186ZM32 46V47H31ZM158 46V47H157ZM166 46V47H165ZM182 46V47H181ZM184 46V47H183ZM186 46V47H185ZM114 47V48H113ZM120 49H118V48ZM127 48V51H126V48ZM148 47V48H147ZM128 48H130V49H128ZM135 48V49H134ZM175 48V49H174ZM111 51H110V50ZM141 49V50H140ZM151 49V50H150ZM190 49V48H189ZM117 51V52H115V51ZM177 50V49H176ZM31 51V52H32ZM41 51V50H40ZM48 51V50H47ZM132 51H130L131 53H132ZM155 51H156V53H155ZM27 52H30V51H28L27 50ZM30 52V53H31ZM96 54H98V55H96ZM102 52V53H101ZM113 52V53H112ZM122 52V53H121ZM153 52H154V56H153ZM105 55H104V54ZM110 55H109V54ZM114 54V55H112V54ZM139 53V54H138ZM150 53L152 54V58H151V56H149L150 55ZM101 54V55H100ZM109 55V56H107V55ZM155 54H158L159 56L157 57V55H155ZM161 54H162V56L164 57L163 59H165V62H164V60L161 58ZM106 57H104V56ZM118 55V56H117ZM32 56V57H31ZM101 56V57H100ZM121 58H123V59H120V57ZM124 56H126V55H124ZM147 56V55H146ZM20 57H22L21 59H20ZM26 57V58H25ZM30 57H31V60H30ZM114 58V60H112L113 58ZM117 57L119 58V60H122L120 63H119V60H116L115 61V59H117ZM154 57V58H153ZM157 57V58H156ZM33 58V59H32ZM24 61H23V60ZM106 61H105V60ZM109 59V60H108ZM150 59H148V60H150ZM160 59H162V61L163 62H161V60ZM21 60V61H20ZM29 60V61H28ZM160 60V61H159ZM27 61H28V64H27ZM33 61V62H32ZM99 61V62H98ZM100 61H101V63H100ZM102 61H103V63H102ZM115 62V63H113V62ZM125 61V60H124ZM19 62V63H18ZM23 62V63H22ZM24 62H26L25 64H24ZM32 62V63H31ZM98 62V63H97ZM110 62V63H109ZM136 62V63H135ZM137 62L139 63V65H135V64H137ZM160 62H161V64H160ZM21 63V64H20ZM30 63V64H29ZM40 65H39V64ZM107 64V63H109L110 65H112V66H110L109 64H107V65H105V64ZM112 63V64H111ZM163 63V64H162ZM16 64V65H15ZM23 64V65H22ZM27 64V65H26ZM34 64V65H33ZM99 64V66H97ZM100 64H102V65H100ZM118 64V65H117ZM122 64H123V62H122ZM134 64V65H133ZM141 64V65H140ZM31 65V66H30ZM132 65L133 66H138V68H136L135 67V69H134V67L133 68H131L132 67ZM20 66V67H19ZM26 66V67H25ZM29 66V67H28ZM102 66L103 67H105V68H102ZM122 66V65H121ZM131 66V67H130ZM140 66H145V70H144V75L142 74L141 76L140 75H138V74H141V73H143V71H141V70H143L144 68L143 67H141V68H139ZM25 67V68H24ZM33 67H35V68H33ZM90 67H91V69H90ZM92 67H94V72H93V68ZM113 67V69H110V68H112ZM119 67V68H118ZM22 68H24V69H22ZM28 68H30V69H28ZM31 68H33V70L31 69ZM109 68V69H108ZM143 68V69H142ZM26 69V71H23V70H25ZM95 69H96V71H97V73L95 72ZM98 69H100V72H98L99 70ZM117 69V71H118V69H119V71L117 72V71H115ZM140 69V70H139ZM156 69V70H155ZM17 70H18V72H17ZM32 70V71H31ZM88 70H92L91 72H93V75H92V73L90 72V71H88ZM112 70H114L115 72H111ZM133 70H135V71H133ZM139 70V71H138ZM151 70V73L149 72ZM20 71V72H19ZM86 71H88V72H86ZM106 71H108V72H106ZM130 71V70H129ZM140 71H141V73H140ZM17 72V73H16ZM26 72V73H25ZM86 72V73H85ZM101 72H103V73H101ZM122 72V73H121ZM133 72V73H132ZM139 72V73H138ZM146 72H148V74H146ZM16 73V74H15ZM24 73V74H23ZM27 73H29V74H27ZM34 74V76H33V74ZM97 75L96 76V78L97 79H95L94 77H95V74ZM113 73H115L114 75H113ZM120 73V74H119ZM158 73H160L161 75H159ZM26 74V75H25ZM84 74H86L85 76H84ZM100 74H102V75H100ZM103 74H104V76H103ZM112 74V76L110 77V75ZM117 74H119V75H117ZM124 74V76H123V78L125 79V81L123 80V82H124V84H125V86L122 84V86H120V85H118V89L115 87V89H117L116 91H117V93L118 94H120V96L121 95H123L122 93H120V91L121 92H123L124 90H126V91H124V99L122 98L123 96H121V98H120V96L116 93V91H115V89H114V93H116V95H118V97H116L115 98V100L117 101V102H119L118 104H120V106H118V104L115 102V104L117 105H114V101L112 100V103L110 102V101H108L109 103V105H111V106H113V107H111V106H109L107 103H105L106 101H107V99H105V98H107L106 97V91H107V89L106 88H108L109 87V85H110V83H111V81H110V78H111V80H112V82L113 81H115V80H117L118 79V76H119V79H120V77H121V75H123ZM164 75H165V73H163ZM18 76L17 77V79L18 80H15L16 79V77H14V76ZM99 75H100V78H99ZM117 75V76H116ZM129 75V76H128ZM134 75V76H133ZM146 75V76H145ZM148 75V76H147ZM158 75V76H157ZM13 76V77H12ZM24 76V77H23ZM89 76V77H88ZM91 76V77H90ZM113 76L115 77V79L113 78ZM136 76H139V77H142V78H139V77H137L136 78ZM151 76H150V78H151ZM153 76H155V74L153 75ZM152 76V77H153ZM23 77V78H22ZM26 77V78H25ZM34 77V78H33ZM93 77V78H92ZM105 77V78H104ZM129 77H130V80H128L129 79ZM132 77H133V79H132ZM144 77H147V81L144 79ZM155 77V78H156ZM22 78V79H21ZM53 78V77H52ZM85 78V79H84ZM89 78V79H88ZM113 78V79H112ZM155 78H153L152 80H156ZM23 79H24V82H23ZM91 79V80H90ZM118 79V80H119ZM132 79V80H131ZM136 79H139V82H138V80H137V82L135 81ZM140 79L142 80V79H144L146 82V84L149 86V87H146L145 85V83L142 81V83H143V85L145 86H142V83L140 82ZM15 80V81H14ZM28 80V81H27ZM34 80V81H33ZM81 80V81H80ZM96 80H98V81H96ZM103 80V81H102ZM151 80V81H152ZM27 81V82H26ZM47 81H48V79H47ZM50 81V80H49ZM101 81H102V83H101ZM107 81V82H106ZM82 82V83H81ZM106 82V83H105ZM17 83V84H16ZM90 83V84H89ZM100 85H99V84ZM109 83V84H108ZM133 83H137V85L140 87H138L137 85H135V84H133ZM85 84V83H84ZM92 84V85H91ZM102 84H104V85H102ZM107 85V87H106V85ZM120 84V83H119ZM130 84H131V86H130ZM86 85H82V88L84 87V86H86ZM99 87H98V86ZM135 85V86H134ZM28 86V85H27ZM86 86V87H87ZM96 86V87H95ZM133 86V87H132ZM137 86V87H136ZM142 86V87H141ZM89 87H90V89H89ZM95 87V88H94ZM97 87L99 88V90H97ZM119 87H121V88H119ZM126 87V88H125ZM22 89V91L20 92V90ZM103 88V89H102ZM123 88V89H122ZM133 88H137V89H133ZM145 88V89H144ZM92 89H94V90H92ZM104 89H105V92H104ZM123 91H122V90ZM139 89H141V91L139 90ZM24 90V91H23ZM19 91V92H18ZM99 91V92H98ZM131 91V92H130ZM141 92V93H137V92ZM145 91V92H144ZM148 91H150V92H148ZM6 92V93H7ZM25 94H24V93ZM93 92V93H92ZM102 92V93H101ZM128 92V93H127ZM132 92H134V93H132ZM145 93V94H144ZM23 94V95H22ZM74 94V95H73ZM82 95H83V93H81ZM98 94V95H97ZM102 94H104V95H102ZM127 94H129L128 96L129 97H131V95H133V94H138L139 95V98L137 97L138 95H136V97L134 96V98H133V96L128 100L126 97H127ZM143 94V95H142ZM146 94H148V95H146ZM100 95V96H99ZM102 95V96H101ZM115 95V96H116ZM146 95V96H145ZM11 96V97H10ZM12 96H15V97H12ZM20 96V97H19ZM22 96V97H21ZM87 96V97H88ZM101 97L100 99H99V97ZM104 96V98H102ZM145 96V97H144ZM148 96H149V98H148ZM26 97V98H25ZM75 97V98H74ZM79 97V98H78ZM140 97H142V98H144V99H142V98H140ZM151 97V98H150ZM9 98V99H8ZM65 98V99H66ZM73 98L76 100H73ZM94 98V99H93ZM120 98V99H119ZM138 98V99H137ZM147 98V99H146ZM17 101L18 99V101L16 102L15 100ZM77 99H79V100H77ZM81 99V100H80ZM93 99V100H92ZM102 99H104L103 100V102H102ZM120 100V101H118V100ZM125 99H127V101H123V100H125ZM152 99V100H151ZM34 100H36V102L34 101ZM71 100H73V101H71ZM89 100V101H88ZM131 100H132V102H131ZM134 100H138V102L137 101H135L134 102ZM21 101V102H20ZM34 101V102H33ZM68 101V102H67ZM77 101H79L80 103L78 104L77 103ZM97 101V102H96ZM2 102V101H1ZM6 102V103H5ZM8 102L11 104V105H6V104H8ZM13 102V103H12ZM26 102V104H23V103H25ZM29 102H31V103H29ZM95 104H94V103ZM100 102V103H99ZM124 102V103H123ZM131 104V106H132V104H134V106L133 107H135V108H132L131 106H130V104ZM134 102V103H133ZM22 103V104H21ZM29 103V104H28ZM45 103V102H44ZM122 103V104H121ZM143 103V104H142ZM150 103V104H149ZM18 104V105H17ZM35 104V105H34ZM37 104V105H36ZM42 104V105H41ZM77 104V105H76ZM82 104H84V103H82ZM92 104V105H91ZM94 104V105H93ZM127 104L129 105V107L127 106ZM138 104V105H137ZM140 104V105H139ZM145 104H146V106H149L150 108H148V107H146L145 106ZM25 105V106H24ZM35 107H34V106ZM40 105V106H39ZM83 108H85V109H82V107ZM101 105V108L99 107ZM122 105V106H121ZM8 106V107H7ZM9 106H11L10 108H9ZM14 106V107H13ZM17 106V107H16ZM19 106V107H18ZM24 106V107H23ZM30 106V107H29ZM43 106V107H42ZM77 106V107H76ZM79 106H80V108H79ZM107 106V108H108V110L105 108ZM110 107V109H109V107ZM7 107V108H6ZM36 107H38V108H36ZM68 107H73V108H71V109H69ZM91 107V108H90ZM96 109H95V108ZM100 109H99V108ZM103 107V108H102ZM114 107H115V109H114ZM120 108V110L118 111V109ZM121 107H123L125 110H123V108H121ZM137 107V108H136ZM1 108V109H2ZM16 108V109H15ZM30 109V110H28V109ZM32 108V109H31ZM75 108H78V109H75ZM93 108V109H92ZM104 108H105V111H104ZM117 108V109H116ZM130 108V109H129ZM145 108V109H144ZM146 108H148L147 110H149V111H147L146 110ZM21 109V110H20ZM25 109V110H24ZM66 109H68V113H67V110ZM73 109H75V111L73 110ZM80 109H82V110H80ZM98 109V110H97ZM103 109V110H102ZM114 110V112H112V110ZM126 109H128V111L126 110ZM137 109V110H136ZM7 110H6V112H7ZM16 110V111H15ZM18 110V111H17ZM19 110H20V112H19ZM33 110V111H32ZM37 110V111H36ZM72 112V110H73V112L74 113H72L71 114V112ZM84 111V112H86V113H81V112H79V111ZM102 110V111H101ZM111 112H110V111ZM117 110V111H116ZM123 110V111H122ZM136 110V111H135ZM143 111V110H146L148 113H146V112H141V111ZM23 111H24V114H23ZM42 111V112H41ZM66 111V112H65ZM77 111V112H76ZM91 111V112H90ZM98 111V112H97ZM108 111V112H107ZM5 111H4V114L6 113ZM29 112H30V114H29ZM37 112V114H35V113ZM41 112V113H40ZM127 112H128V114H127ZM142 114H140V113ZM17 113V114H16ZM21 113V114H20ZM33 113V114H32ZM77 113H78V115L80 114L82 117L80 118V117H78V115H77ZM90 113V114H89ZM101 113V114H100ZM103 113V114H102ZM112 113V114H111ZM127 114V116H126V114ZM138 113V114H137ZM145 113V114H144ZM7 114V113H6ZM13 114H15V116L13 115ZM39 114V115H38ZM64 114V115H63ZM66 114H68L67 116H66ZM73 114H74V116H73ZM75 114H76V118L79 120V122H78V120L76 119L75 120ZM83 114V115H82ZM86 114V115H85ZM97 116H99V117H97ZM111 114V115H110ZM132 114V115H131ZM155 115V113H152V114H150V116L151 117H153L154 115ZM23 115V116H22ZM25 115V116H24ZM42 115V116H41ZM93 115L96 117V118H94L93 117ZM109 115V116H108ZM138 115V116H137ZM145 115L151 120V121H148L147 122V120H149V119H145ZM162 115V114H161ZM30 116V117H29ZM33 116H34V118H33ZM38 116H39V118H38ZM69 116V117H68ZM71 116V117H70ZM88 116H91V117H89L88 118ZM115 116V117H114ZM120 116V117H119ZM129 116V117H128ZM136 116H137V118H136ZM140 116L142 117V116H144V120H143V117H142V119H140ZM156 116V115H155ZM28 117V118H27ZM63 117L64 118H66L67 117V122H65V123H63L64 121H62V119H63ZM73 117V121L71 122V118ZM117 117V118H116ZM127 117V118H126ZM146 117V118H147ZM166 119H165V118ZM27 118V119H26ZM41 118V119H40ZM62 118V119H61ZM84 118H88L89 119V121H90V123H89V121H88V119L86 120H84ZM99 118V119H98ZM110 118V119H109ZM135 120H137V121H135ZM162 118H164L165 119V121L163 120L162 121ZM175 118V119H174ZM31 119V120H30ZM37 119H38V121H37ZM80 119H81V121H80ZM82 119L84 120V121H82ZM112 119V120H111ZM116 119H117V122H116ZM126 119V120H125ZM128 119V120H127ZM140 119V120H139ZM152 119H154V121H152ZM169 120L168 121V123H169V125L168 124H165L166 123V120ZM27 120H29L28 122H27ZM76 121V123H74L75 121ZM92 120L94 121V122H92ZM96 120V121H95ZM103 120H104V124H103ZM141 120H143V122L141 121ZM85 121H88V122H85ZM112 121V122H111ZM122 121V122H121ZM145 121H146V123H145ZM158 122V123H156V122ZM165 122V123H162V122ZM5 122V121H4ZM23 122V123H22ZM36 122V123H35ZM70 122H71V124L73 123V125H75L76 127H74L73 125H70ZM78 122V123H77ZM83 122V123H82ZM96 122V123H95ZM136 122V123H135ZM141 122V123H140ZM152 122H155V123H152ZM164 125V126H166L167 128H165L164 126H162L161 127V129H160V126L162 125L161 123ZM57 123V124H56ZM60 123V124H59ZM88 123V124H87ZM92 123V124H91ZM94 123H95V125H94ZM102 123V124H101ZM115 123V124H114ZM132 123V124H131ZM143 123V124H142ZM144 123H145V125H144ZM7 124H8V122L6 123H4V125L5 126H3L2 124V126L3 127H5V128H2V126L0 125V129L2 128V130L4 131V132H6V127H7ZM26 124V125H25ZM32 126H31V125ZM35 124V125H34ZM38 124V125H37ZM58 124H59V128L58 127H56V126H58ZM63 124V125H62ZM64 124H66V126H68V128H66V126H64ZM82 125V126H79V125ZM88 125V126H86V125ZM117 124V125H116ZM134 124H135V126H134ZM147 124V125H146ZM150 124V125H149ZM160 124V126H158ZM172 124V125H171ZM22 125H25L24 127H22ZM56 125V126H55ZM93 125V126H92ZM113 125H114V127H113ZM33 126H36V128H34ZM55 126V127H54ZM77 126H79L78 128H77ZM85 126V127H84ZM95 126V127H94ZM120 126V127H119ZM128 126H129V128H128ZM132 126V127H131ZM149 126V127H148ZM89 127V128H88ZM94 127V128H93ZM110 127H112V129L110 128ZM133 127H134V129H133ZM144 127V128H143ZM159 129H158V128ZM169 127V128H168ZM33 128V129H32ZM62 128H64L65 129V131L67 132L68 131V133H70V136H71V138L73 139V138H76V139H73V140H75L74 142H72L73 140L71 139V138H67V137H69L68 135V133H66L65 131H64V129H62ZM78 129L77 130V132H75L74 130L72 131V129ZM88 128V129H87ZM97 128V129H96ZM101 128V129H100ZM104 128V129H103ZM120 128L122 129V130H120ZM128 129V131H127V129ZM152 128H153V130H152ZM163 128H165V130H163ZM170 128H171V130L172 129H174L173 131V133L174 134H172V131L170 130ZM5 129V130H4ZM58 129V130H57ZM60 129V130H59ZM64 131H62V130ZM66 129H68V130H66ZM86 129V130H85ZM94 129H95V131H94ZM119 129V130H118ZM126 129V130H125ZM132 129V130H131ZM139 130L138 131V133H137V130ZM149 129H151V132L153 131V135H152V133H149V135H146L149 131ZM166 129H167V131H168V129L170 130V133H169V131H168V135L166 134L167 133V131H166ZM2 130H0L1 131V133H0V138H1V140H5L6 138L5 137H8V135H7V133H2ZM46 130H49V131H47L46 132ZM57 130V131H56ZM82 130V131H81ZM93 130V131H92ZM106 130V131H105ZM145 130V131H144ZM159 130H161V133L162 132H164L165 133V135H161V133H159L160 131ZM25 132V134H24V132ZM52 131V132H51ZM62 131V132H61ZM74 132V133H76V136L74 137L73 135H75L74 133L72 134V132ZM80 131V132H79ZM85 131H86V133H85ZM91 131V132H90ZM98 131H100V133L99 134H97V132ZM129 131H131V132H129ZM143 131V132H142ZM166 131V132H165ZM20 132V133H19ZM49 132V133H48ZM62 134H61V133ZM123 133V135H122V133ZM125 132H127V135H126V133ZM129 132V133H128ZM21 133H23L22 135L25 137V138H27L26 140H24V138L23 139H21L23 136H19V135H21ZM28 133V134H27ZM82 133H83V135H82ZM85 133V134H84ZM89 133V134H88ZM116 133V134H115ZM144 133V134H143ZM163 133V134H164ZM5 134V135H4ZM81 134V135H80ZM92 134V135H91ZM94 134V135H93ZM125 134V135H124ZM130 134H133V135H130ZM142 134V135H141ZM18 135V136H17ZM26 135V136H25ZM33 137H32V136ZM41 135H43V136H41ZM62 135V136H61ZM67 135V136H66ZM78 135V136H77ZM85 135V136H84ZM88 135V136H87ZM96 135V136H95ZM105 135V136H104ZM108 135H111V136H108ZM114 135V136H113ZM120 135V136H119ZM135 135V136H134ZM141 135V136H140ZM28 136V137H27ZM30 136V137H29ZM47 136V137H46ZM56 136V137H55ZM73 136V137H72ZM82 136V137H81ZM113 136V137H112ZM127 136H129L128 138H127ZM136 136H138V137H136ZM32 137V138H31ZM34 137H35V139H34ZM42 137H44V138H42ZM77 137H78V139H77ZM86 137V138H85ZM106 137V138H105ZM108 137H110V138H108ZM124 137H125V139H124ZM171 137H167V140H169ZM4 138V139H3ZM66 138H67V140L68 141H70V140H72V141H70L69 143H68V141L66 142ZM83 138V139H82ZM91 138V139H90ZM96 138H98V139H96ZM127 138V139H126ZM135 138V139H134ZM143 138L144 139H147V141H146V143H147V145L146 144H142L141 143V141L142 142H144L143 141ZM153 138V137H152ZM152 138H151V142H152ZM169 138V139H168ZM39 139H40V141H46V142H44L45 144V147H44V149H46L45 151H44V153H42V155H44L45 154V156H41V153H39V154H34L35 153V151H38L37 149L35 150V148H36V146L34 145V143L35 144H43V142H39L38 143V141H39ZM43 139V140H42ZM45 139V140H44ZM58 139V140H57ZM112 139V140H111ZM129 139H131V141H129ZM16 140V141H17ZM21 140H22V142H23V140H24V142L26 141V145L24 144V143H22L21 144ZM29 140V141H28ZM34 142H33V141ZM65 140V141H64ZM81 140V141H80ZM100 140V141H99ZM118 140V141H117ZM122 140V141H121ZM3 141H0V143H2ZM29 143H28V142ZM77 141H78V143H77ZM96 141V142H95ZM100 143H99V142ZM119 141H121V142H119ZM129 141V142H128ZM133 141H135L134 143H136V145H133L134 143H133ZM163 141L165 142L166 141V139H163ZM33 143V146H32V143ZM37 142V143H36ZM87 142H88V144H87ZM104 142V143H103ZM107 142V143H106ZM113 142V143H112ZM115 142V143H114ZM117 142V143H116ZM125 142H127V143H129V144H127V143H125ZM138 142V143H137ZM167 142V141H166ZM79 144V143H81V144H79V145H77V144ZM95 143V144H94ZM98 143H99V145H98ZM121 143H123L122 145H120ZM29 144H31L30 146H29ZM68 144H70V145H72V147L74 148H76V150H73V148L70 146V145H68ZM97 144V145H96ZM125 144V145H124ZM151 144V145H150ZM51 147H49V146ZM53 145V146H52ZM74 145V146H73ZM82 145V146H81ZM84 145V146H83ZM85 145H86V147H85ZM88 145V146H87ZM107 145V146H106ZM113 145V146H112ZM116 145V146H115ZM119 145H120V147H119ZM128 145H131L130 147L128 146ZM179 145H181V144H179ZM178 145V146H179ZM183 146H184V144H182ZM181 145V147L179 146V149L180 148H182L181 150H186V152H187V150H189V152H192V149L191 148H188V146H189V143H185V146L183 147ZM1 146V145H0ZM26 146V147H25ZM40 146V145H39ZM49 147V149H48V147ZM79 147V149H78V147ZM91 146V147H90ZM98 146H100V147H98ZM102 146V147H101ZM115 146V147H114ZM117 146H118V148H117ZM142 146V147H141ZM148 148H147V147ZM28 147V148H27ZM31 149H30V148ZM33 147H35L34 149H33ZM62 147H64V148H62ZM68 147V148H67ZM88 147V148H87ZM105 147L107 148V150L109 151H107L106 152V150H105ZM109 147V148H108ZM112 147H114V148H112ZM126 147H129V148H126ZM139 147V148H138ZM146 147V148H145ZM161 147V146H160ZM187 147V148H186ZM191 147V146H190ZM59 148V149H58ZM69 148H71V150L69 149ZM93 148H94V150H93ZM96 148V149H95ZM117 148V149H116ZM141 148V149H140ZM162 148H166V147H162ZM178 148V147H177ZM184 148V149H183ZM33 149V150H32ZM50 149H51V151H50ZM63 151H62V150ZM65 149H69V151H71L70 153H69V151H66ZM80 149H82V151H80ZM88 151L87 153H86V150ZM111 149V150H110ZM115 149V150H114ZM120 149H122V151L120 150ZM123 149H124V151H123ZM131 149V150H130ZM139 151H138V150ZM143 149V150H142ZM147 151H145V150ZM161 149V148H160ZM167 149V148H166ZM22 150V151H21ZM24 150H27V151H24ZM28 150H29V152H30V150H31V152L32 151H34V153L32 152H28ZM53 150V151H52ZM64 150H65V153H64ZM96 150V151H95ZM105 150V151H104ZM114 152H113V151ZM134 150V151H133ZM148 150L150 151V153H149V156L148 157H145L146 155H148ZM153 152H152V151ZM156 150V152L158 153V155H156V152H154ZM191 150V151H190ZM75 151H77L76 153H75ZM92 151V152H91ZM52 152H54V153H52ZM79 152V153H78ZM106 152V153H105ZM136 154H135V153ZM142 152V153H141ZM161 152H162V154H161ZM170 152V151H169ZM188 152V153H189ZM37 153V152H36ZM47 153V154H46ZM52 153V154H51ZM58 153V154H57ZM68 153V154H67ZM73 155H72V154ZM75 153V154H74ZM90 155H89V154ZM93 153V154H92ZM99 153V154H98ZM106 155H104V154ZM117 153V154H116ZM120 153V154H119ZM132 153H133V155H132ZM138 153V154H137ZM140 153V154H139ZM153 153H154V155H153ZM49 154V155H48ZM55 154V155H54ZM63 154V155H62ZM84 154V155H83ZM109 154V155H108ZM125 156H124V155ZM128 154H131V155H128ZM145 154V155H144ZM150 154H152V155H150ZM57 155V156H56ZM58 155H59V157H58ZM80 157L81 156V158H83L84 156H88L86 159H82L81 160V158H79L78 156ZM94 155V156H93ZM117 155H118V157H117ZM55 156V159L53 158ZM68 156V157H67ZM92 156V157H91ZM132 156V157H131ZM154 156H158L157 158L155 157L154 158ZM36 157H37V159H36ZM42 157V158H41ZM43 157H44V159H43ZM62 159H61V158ZM73 157H74V159H73ZM116 157V158H115ZM120 157V158H119ZM136 157H137V159H136ZM145 157V158H144ZM153 157V158H152ZM160 157V158H159ZM2 158V159H1ZM47 158L49 159V160H47ZM65 158V159H64ZM72 158V159H71ZM78 158V159H77ZM93 158V159H92ZM128 158V159H127ZM130 158V159H129ZM144 158V159H143ZM146 158H148L147 160L148 161H146ZM169 158V159H168ZM29 159V161L31 162V164L29 165V161H28V163L26 162L27 160ZM32 159V160H31ZM36 159V160H35ZM47 161H46V160ZM51 159V160H50ZM64 159V161H62ZM70 159V160H69ZM96 159V160H95ZM103 160V162H102V160ZM117 159V160H116ZM151 159H153L154 161H150ZM155 159H158V162L159 163H157L156 161H155ZM159 159H160V161H159ZM163 159V158H162ZM40 162H38V161ZM42 160H44V161H42ZM53 160V161H52ZM59 160V161H58ZM84 160V161H83ZM86 160V161H85ZM100 160H101V162H100ZM107 160H109V162L107 161ZM112 160H113V162L115 161L116 163H113L112 162ZM124 160H126L125 162H123ZM4 161V162H3ZM49 161V162H48ZM60 162V163H58V162ZM68 163H67V162ZM72 161H73V163H72ZM81 161V162H80ZM94 163H93V162ZM119 161V162H118ZM129 161V162H128ZM130 161H132V162H130ZM144 161H146V162H148V164H146ZM7 162V163H6ZM37 162V163H36ZM42 162H47V163H45V164H43ZM54 163L53 165H52V163ZM80 162V163H79ZM83 162H85V163H83ZM91 162V163H90ZM122 162V163H121ZM151 162H153V164L151 163ZM155 162V163H154ZM2 163V164H1ZM5 163H6V165H5ZM41 163H42V165H44V168L43 169H45V168H47V170H49V167L50 166H54L53 168H55L54 170H51V168L52 167H50V170L49 171H47L46 169H45V171H43L42 170V165H41ZM49 163V164H48ZM62 163H63V165H62ZM67 163V164H66ZM78 163L80 164V165H78ZM108 163V164H107ZM117 163H119V164H117ZM124 163V164H123ZM140 163H141V165H140ZM145 163V164H144ZM162 164L161 166L159 165V164ZM48 164V165H47ZM86 164V165H85ZM89 164V165H88ZM112 164V165H111ZM123 164V165H122ZM12 165V169L10 168V166ZM27 165V166H26ZM47 165V166H46ZM56 165V166H55ZM62 165V166H61ZM91 165V166H90ZM105 165H107L106 167H105ZM116 165H118V167L116 166ZM131 165V166H130ZM134 165V166H133ZM136 165V166H135ZM147 165H148V167H147ZM157 166L158 168H164L165 169V167H166V169L164 170L165 172H163V170H161V172L159 171H157V170H159L157 167L156 168H153V167H155V166ZM160 167H159V166ZM165 165V164H164ZM4 166V167H3ZM15 166V167H14ZM24 166H26V168L24 167ZM36 166V167H35ZM49 166V167H48ZM60 166V167H59ZM79 166H80V169H79ZM114 166H116L115 168H114ZM151 166V167H150ZM6 167H9L8 169L6 168ZM31 169H30V168ZM33 167V168H32ZM59 167V168H58ZM67 167V168H66ZM69 167H71V168H69ZM74 167V168H73ZM78 167V168H77ZM83 167V168H82ZM100 167V168H99ZM130 169H129V168ZM134 167H135V169H134ZM144 167V168H143ZM149 167L151 168V170H154V174H153V171H148V170H150L149 169ZM14 168H16V169H14ZM22 168V169H21ZM25 168V169H24ZM29 168V169H28ZM102 168V169H101ZM113 168V169H112ZM126 168V169H125ZM137 168V169H136ZM143 168V169H142ZM153 168V169H152ZM168 168V169H167ZM4 169V170H3ZM27 169V170H26ZM33 169L34 170H36V171H34V173H33ZM58 169V170H57ZM62 169V170H61ZM74 169V170H73ZM90 169V170H89ZM108 171H107V170ZM123 171H122V170ZM125 169V170H124ZM127 169H129V170H127ZM134 169V170H133ZM146 169V170H145ZM6 170H7V172H6ZM11 172H10V171ZM29 170V171H28ZM56 170V171H55ZM65 170H67V171H65ZM132 171V173H131V171ZM142 170H144V171H142ZM6 173V175H5V173ZM16 171V172H15ZM31 171V172H30ZM55 173H54V172ZM61 171H62V174H61ZM70 171V172H69ZM73 172V174H72V172ZM79 171L81 172V173H79ZM82 171H85V172H82ZM95 171H96V173H95ZM101 171V172H100ZM106 171V172H105ZM110 171V172H109ZM140 171V172H139ZM148 171V172H147ZM157 171V172H156ZM10 172V173H9ZM18 172V173H17ZM30 173V175L28 174V173ZM36 172V173H35ZM38 172H40V173H38ZM56 172H60V173H56ZM91 172V173H90ZM93 172V173H92ZM109 172V173H108ZM119 172L121 173V176H119L120 174H119ZM126 172H127V174H128V176H131V179H132V182H131V180L130 179H127V178H130V177H128L127 176V174H126ZM135 172V173H134ZM137 172V173H136ZM142 172V173H141ZM144 172H147V174L149 175H147L146 173H144ZM156 172V173H155ZM13 173H16L15 174V176H14V174ZM42 173H44L45 174V176H44V174L42 175ZM46 173H47V176H46ZM54 173V174H53ZM65 173L66 174H68V176L67 175H65ZM85 173V174H84ZM133 173H134V175L136 176V174L138 175L137 177H135L134 175H133ZM160 173V175H158ZM4 174V175H3ZM10 174V175H9ZM28 174V175H27ZM38 174V175H37ZM56 174V175H55ZM58 174H61V176L60 175H58ZM87 174H88V176H87ZM103 176H102V175ZM110 174V175H109ZM114 176H113V175ZM116 174V175H115ZM142 174V175H141ZM143 174H144V176H143ZM152 174V175H151ZM157 174V175H156ZM26 175L28 176V177H26ZM40 175V176H39ZM64 175V176H63ZM72 177H71V176ZM80 175V176H79ZM85 175H86V177H85ZM111 175H112V177H114V178H112L111 177ZM139 175H140V177H139ZM156 175V177H157V179L159 180H157L156 178V180L154 179V176ZM2 176V177H1ZM4 176V177H3ZM5 176H6V178L8 179V181L7 180H5L6 178H5ZM30 176V177H29ZM34 176V177H33ZM38 176V177H37ZM58 176V177H57ZM79 176V177H78ZM92 176V177H91ZM94 176V177H93ZM141 176H143L144 178H141ZM148 176V177H147ZM153 177L152 179H153V181L151 180V177ZM10 177V178H9ZM12 177V178H11ZM15 177V178H14ZM40 177V178H39ZM43 177V178H42ZM47 177H51V178H49L48 180H47ZM57 177V178H56ZM61 177V178H60ZM68 179H67V178ZM74 177V178H73ZM84 179H83V178ZM90 177H91V180H90ZM111 178L110 180H109V178ZM121 177V178H120ZM5 178V179H4ZM29 178V179H28ZM42 178V179H41ZM45 178V179H44ZM66 178V179H65ZM83 180H82V179ZM96 178V179H95ZM102 178V179H101ZM124 178H126V179H124ZM146 178H148L147 180H146ZM12 179V180H11ZM26 179H28V182H27V184H26ZM36 179V180H35ZM38 179V180H37ZM50 179H51V181H50ZM57 179V180H56ZM62 180L63 179V181H60V180ZM65 179V180H64ZM70 179V180H69ZM71 179H72V181H71ZM93 179V180H92ZM95 179V180H94ZM108 179V180H107ZM114 179V180H113ZM119 179V180H118ZM135 179V180H134ZM142 179V180H141ZM35 180V181H34ZM43 180V181H42ZM44 180H47V181H44ZM67 180V181H66ZM74 180H75V182H74ZM85 180H86V182H85ZM114 182H113V181ZM126 180H129V182L128 181H126ZM149 180H151V183H152V186L153 187H155L154 189H153V187L151 186V188H150V186H149V188L151 189V190H149V188H147L148 186H147V184H149L150 183V181ZM11 181V182H10ZM38 181H40V182H38ZM60 181V182H59ZM102 181V182H101ZM105 181V182H104ZM110 181V182H109ZM120 181H121V183H120ZM135 181V182H134ZM142 181V182H141ZM10 182V183H9ZM30 182V183H29ZM51 182V183H50ZM63 182V183H62ZM67 182V183H66ZM89 182L91 183V184H89ZM103 182H104V184H103ZM107 182V183H106ZM112 182V183H111ZM116 182H118V183H116ZM124 182V183H123ZM131 182V183H130ZM136 182H138V183H136ZM148 182V183H147ZM157 182H160V183H157ZM163 182V183H162ZM178 182V183H177ZM26 185H25V184ZM38 183H39V185H38ZM43 183V184H42ZM56 185H55V184ZM59 183V184H58ZM68 183H69V186H68ZM77 184V186H76V184ZM126 183V184H125ZM143 183V184H142ZM145 183V184H144ZM150 183V184H151ZM155 183H157V184H155ZM161 183H162V186H161ZM0 184V185H1ZM1 185V187H3V188H7L6 186H4V185ZM22 184V185H21ZM30 184V185H29ZM44 184H45V186H44ZM48 184H49V187H48ZM63 184H65V185H63ZM74 184V185H73ZM80 184H82V185H80ZM94 184V185H93ZM110 184H113V186L112 185H110ZM117 184V187L115 186ZM127 184H128V187H126L127 186ZM134 186H133V185ZM140 184H142L141 185V187H140ZM160 184V185H159ZM29 185V186H28ZM32 185V186H31ZM38 185V186H37ZM41 185H42V187H41ZM51 185H53V186H51ZM86 185H88L87 187H86ZM131 185V186H130ZM155 185H157V186H155ZM31 186V187H30ZM60 188H59V187ZM75 187V188H70V187ZM82 187L83 188V190L81 189V188H79L78 189V187ZM94 186V187H93ZM113 187V189L115 190V191H117V193L119 192V194H120V192H121V194H120V196H117V195H114V192L112 191V187L111 188H109V187ZM118 186H120V187H118ZM125 189H123L122 187ZM130 186V187H129ZM146 187V188H144V190H147V194H146V197H145V195H143V197H142V190H143V187ZM160 186V187H159ZM179 186H180V188H181V190H180V188H179ZM35 187V188H34ZM37 187V188H36ZM41 187V188H40ZM54 188L53 189V191L51 190V188ZM84 187H85V189H84ZM90 189H89V188ZM96 187V188H95ZM102 187V188H101ZM104 187V188H103ZM107 187V188H106ZM116 187V188H115ZM134 187H136V188H134ZM165 187V186H164ZM183 187V188H182ZM26 188V189H25ZM28 188V189H27ZM30 188V189H29ZM33 188V189H32ZM45 188H47V189H45ZM50 188V189H49ZM67 188H68V190H67ZM70 188V189H69ZM77 188V189H76ZM101 188V189H100ZM134 189V191H136V189L138 190L137 192H134L133 190V193L135 194L136 193V195H137V197H136V195H130V196H128V193H130L127 189ZM25 189V190H24ZM44 189H45V191H44ZM57 189V190H56ZM72 189V190H71ZM95 189H97V190H95ZM108 189V190H107ZM140 189V190H139ZM23 190V191H22ZM28 190H29V193H28ZM31 190V191H30ZM35 190H37V191H35ZM49 190V191H48ZM63 191V193H62V191ZM67 190V191H66ZM74 190L75 191H77L76 192V195L78 196V197H75V198H73L74 196H76L75 195V193H73L74 192ZM90 190V191H89ZM93 190V191H92ZM99 190L101 191V192H99ZM110 190V191H109ZM172 190V189H171ZM180 190V191H179ZM33 191H34V193H35V195H34V193H33ZM40 191V192H39ZM43 191V192H42ZM48 191V195H47V193H45V192H47ZM58 191V192H57ZM71 191H73V192H71ZM80 191V192H79ZM83 191V192H82ZM92 191V192H91ZM103 191H104V194H102L103 193ZM110 192L109 194H108V192ZM125 191V192H124ZM140 191H142V192H140ZM148 191H151V194L150 195H148L149 194V192ZM177 191H178V193H177ZM14 192H16V193H14ZM23 192H25V195L23 194ZM61 192V193H60ZM67 192V193H66ZM82 192V193H81ZM86 192V193H85ZM91 192V193H90ZM99 192V193H98ZM113 192V193H112ZM124 192V194L122 195V193ZM32 193V194H31ZM40 193V194H39ZM50 193V194H49ZM53 193V194H52ZM55 193V194H54ZM58 195H57V194ZM82 195H81V194ZM92 193H94V194H92ZM97 193H98V195H97ZM106 193V194H105ZM116 193V192H115ZM177 193V194H176ZM20 194H22V195H20ZM26 194H29V195H26ZM31 194V195H30ZM44 194V195H43ZM52 194V195H51ZM64 194H66V195H64ZM70 194V195H69ZM85 194V195H84ZM90 194V195H89ZM96 194V195H95ZM118 194V195H119ZM138 194H141V195H139V197H138ZM34 195V196H33ZM71 195H72V198H71ZM84 195V196H83ZM88 195V196H87ZM103 195V196H102ZM177 195V196H176ZM179 195H180V197H179ZM17 196V197H16ZM26 196V197H25ZM36 196V197H35ZM46 196V197H45ZM54 196V197H53ZM55 196H56V198H55ZM59 196H61V197H59ZM82 196V197H81ZM112 196V197H111ZM113 196H114V198H113ZM124 196V198H122ZM127 196V199L128 200H131L132 199V201H131V203H130V201H128L127 199H125V197ZM173 197V200L171 199L172 197ZM175 196H176V198H175ZM21 197V198H20ZM28 200L29 198V200L27 201L25 198ZM29 197V198H28ZM31 197L33 198V199H31ZM40 197V198H39ZM42 197H45L46 199H44V198H42ZM48 197V198H47ZM58 197H59V200L60 201H63V202H59V200H58ZM63 197V198H62ZM82 199H81V198ZM84 197V198H83ZM92 199H91V198ZM94 197H95V199H94ZM96 197L98 198V199H96ZM109 197H111V198H113V199H111V198H109ZM115 197H116V202H114L115 201ZM117 197H118V199H117ZM129 197H131V198H129ZM133 197V198H132ZM145 197V199H143ZM171 197V198H170ZM180 198V199H178V201H179V203H178V201H174V198H175V200H177V198ZM184 197H187L186 195L184 196ZM20 198V199H19ZM42 198V199H41ZM52 198V199H51ZM55 198V199H54ZM99 198H100V200H99ZM104 198H106V200L108 199V200H112V201H109L108 202V200L106 201ZM119 198H121L122 200H120ZM135 198V199H134ZM137 198H139V199H137ZM153 198V199H152ZM19 199V200H18ZM34 199H36V200H34ZM38 199V200H37ZM40 199V200H39ZM65 199V200H64ZM74 199V200H73ZM77 199H80V200H78V201H76ZM103 199H104V201H103ZM125 199V200H124ZM151 199H152V201H151ZM170 199H171V201H172V203H171V201H170ZM26 200V201H25ZM32 200H34V201H36L35 203H34V201H32ZM44 200H46V201H44ZM50 200V201H49ZM51 200L53 201V202H51ZM81 200H82V202H81ZM89 200V201H88ZM94 200H98V204L100 203V208H98V204H97V201H94ZM119 200L121 201L120 203H122V202H124L125 201V203H123V204H125V205H123V207H124V210H123V207H122V205L121 204H119ZM135 200V201H134ZM139 200V201H138ZM143 200V201H142ZM5 202L4 200H2V197H1V195H0V209H1V207H3L4 206V204H3V202ZM16 201H18L16 204H14ZM56 201V202H55ZM80 201V202H79ZM127 201H128V204H126L127 203ZM142 201V202H141ZM2 202V203H1ZM21 202V203H20ZM27 202H30V203H27ZM51 204H50V203ZM58 202V203H57ZM77 203V204H75V203ZM88 202H90V203H88ZM104 202H106V204L104 203ZM113 202V203H112ZM132 202H133V204H132ZM139 202V203H138ZM7 203H9V204H11V203H13V205L11 204V205H7ZM25 203V204H24ZM35 205V206H33V209H32V205L33 204ZM37 203V204H36ZM39 203H42L43 205H41V204H39ZM48 205H47V204ZM61 203V204H60ZM67 203V204H66ZM70 203V204H69ZM80 203V204H79ZM88 203V204H87ZM97 204V206H96V204ZM101 203H102V205H103V208L101 209V207H102V205H101ZM108 203H110V206H109V204ZM116 203H118V204H116ZM136 205H135V204ZM56 204V205H55ZM58 204H60V205H58ZM73 204V205H72ZM75 204V205H74ZM93 204H95L94 206H96L97 208H95L94 206H93ZM119 206L120 208H119V210H120V212H121V210H122V212H123V215H121L122 214V212L120 213L119 211H117V209H116V206ZM2 205V206H1ZM27 205V206H26ZM39 205H41L40 207H41V209H40V207H38ZM46 205V208L44 207ZM54 205V206H53ZM66 205H67V207H66ZM85 205V206H84ZM91 205V206H90ZM109 206L108 208L107 207H105V206ZM111 205H114V206H111ZM121 205V206H120ZM127 205V206H126ZM177 205V206H176ZM8 206H10V209H9V207ZM12 206V207H11ZM22 206H23V208H22ZM50 206V207H49ZM71 206H72V208H71ZM78 206H79V208H80V210H79V208H78ZM117 206V207H118ZM132 206H134V208H131ZM136 206H137V208H136ZM174 206H176L175 208H174ZM26 207V208H25ZM54 207V208H53ZM69 207V208H68ZM73 207H74V209H73ZM88 207V208H87ZM128 207V208H127ZM48 208V209H47ZM105 208V209H104ZM110 208H113V209H110ZM116 209V211H114L115 209ZM128 210H127V209ZM171 208V209H172ZM176 208H178V209H176ZM8 209V210H7ZM37 209H38V211H37ZM46 209L49 211H46ZM60 210V212H59V210ZM68 209V210H67ZM84 209V210H83ZM94 209V210H93ZM99 210V211H97V210ZM128 211V212H130V214L126 211V210ZM129 209H131V211H129ZM135 209V210H134ZM41 210V211H40ZM53 211V212H50V211ZM63 210V211H62ZM67 210V211H66ZM71 210H73V211H71ZM79 210V211H78ZM91 210V211H90ZM96 210V211H95ZM104 210V211H103ZM105 210H106V213H107V211L108 210H111V212L110 211H108V215L109 216H111V217H113V215L115 216L116 214V216L114 217V218H116V219H118V221L121 219L123 222H121V220H120V222L118 223V221H115V219L113 218V222L115 221V223L114 224H109V223H113L111 220V222H109V216H107L106 215V213H105ZM132 210H133V212H132ZM40 211V212H39ZM43 211V212H42ZM76 211H78V212H76ZM93 211V212H92ZM125 211V212H124ZM20 212L23 214H20ZM47 213V214H45V213ZM57 212V213H56ZM66 213V214H62L63 216H65V218H66V220L64 219V217L62 216V215H60V213ZM95 212H96V214H95ZM104 213V215H103V213ZM112 212H117L116 214H114L113 213V215H112ZM132 212V213H131ZM179 212V213H178ZM15 213H17V214H19V215H15ZM36 213H39V215L37 214L36 215ZM42 213V214H41ZM70 213V214H69ZM77 213V214H76ZM98 213H100V214H98ZM118 213H120V215L118 214ZM172 213H173V215H172ZM175 213V214H174ZM204 213V214H203ZM29 215L28 217V219H30V217H31V219L32 220H30V222L29 223H31L32 222V224H34V222H36L35 224H34V228H32L31 226H33L32 224L30 225L29 223H28V221L26 220L27 219V216L26 215ZM31 214V215H30ZM35 214V215H34ZM41 214V215H40ZM48 214H51V215H48ZM54 214H58L57 215V217H56V215H54ZM72 214H73V216H72ZM102 214V215H101ZM125 214L127 215L126 217H125ZM129 214V215H128ZM132 214H134V216L132 215ZM24 215L26 216V218L24 217ZM60 215V216H59ZM79 215V216H78ZM81 215V216H80ZM101 215V216H100ZM119 215V216H118ZM148 215H149V217H150V213H148ZM176 216V217H178L179 219H178V221H179V223H178V221H177V218L175 219L174 217H172V216ZM182 215H186L185 217H184V219H183V222L181 221V218H180V216H182ZM16 216V217H15ZM36 216V218H34ZM62 216V217H61ZM82 216H83V218H82ZM103 216V217H102ZM107 216V217H106ZM200 218H202V220L200 221L199 220V223H198V226H200V224H201V226H205V221H204V219L205 218H207V217H205V212H202V213H200ZM209 216H210V214H209ZM19 217V218H18ZM42 219H41V218ZM45 217V218H44ZM51 219H50V218ZM61 217V218H60ZM92 219H90V218ZM96 217V218H95ZM104 217H105V219H104ZM110 217V219H112ZM119 217H122V218H119ZM124 217V218H123ZM131 217H133V218H135L136 219V217H137V219L138 220H135V219H131ZM166 217H167V219L168 220H166ZM205 217V218H204ZM54 218H56L55 220H54ZM63 218V219H62ZM67 218L69 219L68 220V222L70 223V224H68V222L66 223L65 221H67ZM81 220H80V219ZM100 218V219H99ZM126 218V219H125ZM172 218H174L173 220L174 221H172L171 219ZM25 219V220H24ZM41 219V220H40ZM60 219H62V220H60ZM78 219V220H77ZM98 219V220H97ZM103 219V220H102ZM107 219V220H106ZM130 219L131 220H134L135 222H137L136 224H138V226L135 224V223H132L131 225H129L130 224V222H134V221H130ZM144 219V218H143ZM170 219V220H169ZM21 220H23V223L21 224ZM45 220V221H44ZM53 220V221H52ZM59 220V221H58ZM65 220V221H64ZM74 220H75V222H74ZM94 220V221H93ZM104 220H106L107 222H109L108 223V225H110L109 227H107V223H106V221H105V223L103 222ZM26 221H27V223H26ZM41 221V222H40ZM55 221H57V222H55ZM64 221V222H63ZM88 221V222H87ZM90 221H92V222H90ZM97 221V222H96ZM101 221H102V226H103V228L102 229H104V227H106V228H108V229H106V230H110L109 231V233L104 229V232L106 233V235H104V232H103V230L101 229V225L99 224V223H101ZM171 222V229H170V222ZM176 221H177V224H176ZM204 222L203 223V225H202V223L201 222ZM20 222V224H18ZM40 222V224H37V223H39ZM52 222H54V223H52ZM79 222V223H78ZM94 222H96V224L94 223ZM174 222H175V224H174ZM50 223V224H49ZM61 223H63L62 224V226L61 225H59V224H61ZM65 223V224H64ZM72 223H73V225H72ZM75 223V224H74ZM78 223V224H77ZM82 223V224H81ZM117 223L121 226V227H114V226H116L117 225ZM127 223V224H126ZM16 224H18L19 226H17ZM39 225V226H37V225ZM42 224V225H41ZM54 224V225H53ZM67 224V225H66ZM88 224H89V227H88ZM97 225V228H96V226L95 225ZM103 224H106V225H103ZM143 224V225H142ZM180 224V225H179ZM183 224V225H182ZM16 225V226H15ZM22 226V228H21V226ZM24 225H25V228H23L24 227ZM26 225H29V226H26ZM48 225V226H47ZM65 225H66V228H65ZM69 225V226H68ZM71 225V226H70ZM81 225V226H80ZM111 225H114L113 226V228H115V229H117L118 228V230H113V228H111L110 229V227H111ZM123 225V226H122ZM140 225V226H139ZM142 225V226H141ZM175 225V226H174ZM42 226V227H41ZM54 226V227H53ZM56 226H57V228H56ZM61 228H60V227ZM74 226H76V227H74ZM85 226V227H84ZM118 226V225H117ZM125 226H126V228H125ZM145 226V227H144ZM146 226H147V228H146ZM149 226V227H148ZM1 227V226H0ZM31 229L30 231L29 230H27L26 231V233H25V230L26 229ZM37 229H36V228ZM52 227V228H51ZM62 227H64V228H62ZM82 227V228H81ZM88 227V228H87ZM96 229H95V228ZM129 227H130V229H129ZM139 227V228H138ZM140 227H142V229L140 228ZM144 227V228H143ZM6 228V227H5ZM3 226H2V228H0L1 229V231H0V233H2V231H3V233L5 234V235H7L8 236V234H6L7 232H8V230H7V228L5 229ZM51 228V229H50ZM58 228H60V229H58ZM70 228V229H69ZM75 228V229H74ZM93 228V229H92ZM120 228V229H119ZM123 228V229H122ZM145 228H146V230H145ZM3 229H5V230H7V232L5 233V230H3ZM47 229V230H46ZM52 229H55V230H52ZM58 229V230H57ZM62 229H64L63 230V232H62ZM74 230V231H72V230ZM80 229V230H79ZM88 229V230H87ZM94 229L96 230V231H94ZM98 229V230H97ZM99 229L101 230V232L102 233H100V231H99ZM123 231H122V230ZM124 229H126V231L124 230ZM127 229H129V230H127ZM139 229L141 230V231H139ZM147 229H149V230H147ZM169 229H170V232H169ZM33 230H35V232L33 231ZM37 230H39V231H37ZM43 231V233H42V231ZM52 230V231H51ZM61 230V232L59 233H57V231H60ZM67 230V231H66ZM83 230V231H82ZM85 230V231H84ZM89 230H92V231H89ZM113 230V231H112ZM131 230V231H130ZM143 230V231H142ZM151 230H152V232H151ZM40 231H41V233H40ZM47 231V232H46ZM50 231V232H49ZM54 231V232H53ZM64 231H65V234H64ZM69 231V232H68ZM76 231V232H75ZM79 231H80V233H79ZM117 233H116V232ZM119 231V232H118ZM137 231V232H136ZM15 232V233H14ZM84 232V233H83ZM89 232V233H88ZM91 232V233H90ZM94 232V233H93ZM97 232V233H96ZM111 232V233H110ZM125 234H124V233ZM134 232V233H133ZM138 232H142L141 234H139ZM144 232H146V234L144 233ZM147 232H148V234H147ZM0 234V236L1 235H3V237H5V235L4 234ZM10 233V232H9ZM12 233H10V236L13 238V235H12ZM36 233H37V235H36ZM41 235H40V234ZM49 233H51V234H49ZM73 233V234H72ZM74 233H76V234H74ZM86 233V234H85ZM87 233H88V235H87ZM98 233H100V234H98ZM113 233V234H112ZM123 233V234H122ZM129 233V234H128ZM132 233V234H131ZM144 233V234H143ZM150 233V234H149ZM153 233V234H152ZM26 234V235H25ZM48 234H49V236H48ZM52 234H53V237H58L57 239H54L53 240V237H52ZM56 234V235H55ZM66 235L67 236V238L64 236V235ZM77 234H80V236L79 235H77ZM82 234H83V237H82ZM90 234H91V236H93V239L96 241V243H95V241L94 240H92V237L90 236ZM103 234V235H102ZM115 234V235H114ZM121 234V235H120ZM136 234V235H135ZM169 234V236H168V238L171 236V239H168V241H167V239H166V237H167V235ZM46 235V236H45ZM60 235H63V237H62V239H61V236ZM86 235V236H85ZM98 235H101L100 237L98 236ZM107 235L109 236L108 238H105L104 239V237H107ZM113 235V236H112ZM117 235V236H116ZM127 235V236H126ZM129 235V236H128ZM151 235H150V239H151ZM166 235V236H165ZM10 236H8V238H3V239H6L5 241L2 239V243L1 244H3V243H8V242H10V241H12V240H10V239H12ZM42 236V237H41ZM44 236V237H43ZM47 236L50 238V240H49V238H47ZM60 236V237H59ZM84 236H85V238H84ZM89 236L91 237V239L89 238ZM94 236H97V237H95L94 238ZM102 236H104L103 238H102ZM116 236V237H115ZM122 236V237H121ZM125 236V237H124ZM136 236H138L137 238H136ZM142 236V237H141ZM144 236H145V238H147L148 240L147 241H145L144 242V240L145 239H143L144 238ZM148 236V237H147ZM23 237H24V239H23ZM51 237H52V239H51ZM69 237H71L72 239H70ZM78 237V238H77ZM98 237H99V239H98ZM43 238V239H42ZM80 238H82V239H80ZM91 240H89V239ZM110 238H112V239H110ZM114 238V239H113ZM130 238V239H129ZM142 238V239H141ZM174 238V239H173ZM20 239H22V240H20ZM45 239H46V241H45ZM60 239V240H59ZM65 241H64V240ZM68 239V240H67ZM84 239V240H83ZM101 239V240H100ZM122 239V240H121ZM134 240V242L132 241V240ZM166 239V240H165ZM178 239V240H177ZM8 240V241H7ZM18 240L15 242V243H17L18 242ZM35 240L37 241V240H39V241H37V242H39L40 243V245H38V243H36L35 242ZM44 240V241H43ZM53 240V243L51 242ZM57 240V241H56ZM61 240H63L62 242H63V245H62V242H61ZM66 240H67V242L68 243H66ZM86 240V243H88V244H86L84 241ZM88 240V241H87ZM99 240H100V244H99ZM102 240H104V241H102ZM114 240V241H113ZM115 240H117V241H120L119 243H116L117 241H115ZM130 240V242H128ZM152 240H154L153 239V237H152ZM175 240L177 241V244H176V247H175V249L173 250V251H171V247L170 246H175V244H172V243H174L175 242ZM4 241V242H3ZM42 241V242H41ZM51 242V243H48V242ZM59 241V243H57ZM71 242V244H70V242ZM74 242V244H73V242ZM93 241H94V243H93ZM110 241H113V242H110ZM122 241H123V243H122ZM125 241V242H124ZM170 241V242H169ZM171 241H172V243H171ZM179 241V242H178ZM44 242H46L45 244H44ZM54 242L56 243V244H54ZM76 242V243H75ZM128 242V243H127ZM141 242H143L144 243V245H143V243H141ZM150 242H152V243H150ZM166 244H165V243ZM167 242L168 243H171L172 245H170L169 246V244H167ZM13 244L12 246L13 247H11L12 248V252H13V254L11 253V257H13V255H15L16 253H17V251H20V247L19 246H21L22 245V243H20L21 245H19L18 246V243L17 244ZM36 243V244H35ZM41 243H43V244H41ZM65 243H66V246H64L65 245ZM85 243V244H84ZM103 243V244H102ZM110 243H112V245L110 244ZM113 243H115V244H113ZM131 243V244H130ZM141 243V244H140ZM146 243H148V244H146ZM150 243V244H149ZM155 243V244H154ZM164 243V244H163ZM57 244H59V246L57 245ZM109 244H110V247H109ZM118 244H119V246L120 247H122V248H117V247H119L118 246ZM123 244H125V245H123ZM134 244V245H133ZM179 244V245H178ZM182 244H183V246H182ZM16 245V246H15ZM42 245V246H41ZM47 245V247H45ZM53 245H54V247H55V249L53 248ZM56 245V246H55ZM70 245V246H69ZM82 245V246H81ZM85 245L87 246L88 245V247H89V250L91 251V252H89V250L86 252V249H88L87 247H85ZM129 245V246H128ZM142 245H143V247L144 246H146V245H151V246H154V248H155V250L153 249V247H151V246H147V247H144V248H148L149 250H147V249H144L143 247H142ZM157 245H159V246H161L162 248H163V250H162V252H160L161 254H162V256L161 255H159V256H161V259L163 260H161V259H159L160 257H158V259L156 260V258H157V254H158V252L159 251H161V247L159 248ZM181 245V248L179 247ZM49 246H51L50 248H49ZM61 246H64V247H61ZM68 246V247H67ZM72 246V247H71ZM74 246H76V247H74ZM99 246V247H98ZM108 246V247H107ZM127 246H128V248H127ZM133 246V247H132ZM156 246V247H155ZM168 246V247H167ZM56 247H57V249L58 248H63V250L65 251H62V249H56ZM67 247V248H66ZM85 247V248H84ZM93 247V248H92ZM102 247V249H100ZM114 247V248H113ZM129 247H130V249H129ZM170 247V250L168 249ZM0 248H2V246H0ZM20 248V249H19ZM45 248V249H44ZM46 248H48L47 250H46ZM53 248V249H52ZM77 248V249H76ZM84 248V249H83ZM98 248V249H97ZM103 248H105V249H108L107 251H105L104 250V252L102 253V250H103ZM111 248V249H110ZM116 248H117V251H116ZM141 248V249H140ZM172 248H174V247H172ZM3 249V248H2ZM71 249V251H68V250H70ZM82 250V252H81V250ZM94 249V250H93ZM95 249H97V252L99 251V252H101L100 254H99V252L97 253L96 252V250ZM121 249V250H120ZM125 249V250H124ZM128 249V250H127ZM131 249H132V253H131ZM169 250V252H168V250ZM177 249H178V251H177ZM183 249V250H182ZM14 250V251H13ZM52 250V251H51ZM60 250V251H59ZM66 250L70 253H68L67 255H66ZM76 250V251H75ZM77 250H79V252H80V254H83V255H79V257H81V258H79L78 257V254H79V252L77 253ZM109 250H111V251H109ZM127 250V251H126ZM135 250H136V252H135ZM137 250H138V252H137ZM140 250V251H139ZM146 250H147V253L148 252H150V251H152L151 253H148V254H150L149 256H148V254H146ZM180 250V251H179ZM50 251V252H49ZM62 251V252H61ZM84 251V252H83ZM93 251V252H92ZM115 251H116V253H115ZM119 251V252H118ZM121 251V252H120ZM158 251V252H157ZM53 252H55V255L57 256V259H56V261H55V258L53 257ZM56 252H59L58 254L56 253ZM73 252V253H72ZM74 252H76L77 253V255H76V253H74ZM97 254L96 256H95V253ZM117 252H118V255H117ZM134 252V253H133ZM156 252H157V254H156ZM166 252H168L166 255H168V257H165V253ZM172 252V253H171ZM175 252V253H174ZM0 253H2V250H0ZM51 253V256L52 257H50V254ZM53 253V254H52ZM64 253V254H63ZM72 253V254H71ZM86 253V255H88V256H85L84 258H82L83 256H84V254ZM104 253H105V256H104ZM110 254V256H108L109 254ZM121 253V254H120ZM124 253V254H123ZM156 255H155V254ZM159 253V254H160ZM93 254H94V257H93ZM103 254V255H102ZM116 254V255H115ZM146 254V255H145ZM171 254V255H170ZM178 254V253H177ZM45 255V256H44ZM54 255V256H55ZM68 255H69V257H68ZM71 255V256H70ZM72 255H76V259H77V261H79V262H77L76 260H74L73 258L75 257V256H73V258H72ZM100 255H102V256H100ZM124 256L125 258H122V256ZM127 255V256H126ZM138 255H137V257H138ZM170 255V256H169ZM180 255H181V257H180ZM189 255V256H188ZM55 256V257H56ZM59 256V258L60 259H62L61 257ZM89 256H92L91 258L93 259H91ZM97 256H99L100 257V259H96V257ZM119 256V257H118ZM141 256V253H140V255H139V257ZM144 256H148L147 258L146 257H144ZM154 256H155V258H154ZM179 256V257H178ZM187 256L190 258V254H188L187 253ZM187 256H185V257H187ZM44 257V258H43ZM46 257V258H45ZM50 257V258H49ZM109 257V258H108ZM110 257H111V259H110ZM128 257H130L129 259H128ZM134 257V258H133ZM187 257V259L186 258H184V261L182 260V261H180V262H182V264H186L187 262H186V260L188 261V260H190L189 258ZM2 258V255L0 254V259ZM54 258V259H53ZM70 258V259H69ZM78 258H79V260H78ZM98 258V257H97ZM119 260H118V259ZM136 258V259H135ZM163 258H166V260H167V262H165L166 260H164ZM5 260H4V262H3V258H2V260H0V261H2V262H0V264H4V263H10L11 264V262H12V264L14 263L12 260H13V258H8L9 260H11V262H6V261H9L8 259H7V257L6 258H4ZM7 259V260H6ZM39 259V260H38ZM43 259V260H42ZM49 259V260H48ZM50 259H52V260H50ZM72 259H73V262H72ZM81 259V260H80ZM82 259H83V261H82ZM84 259H87V260H85L84 261ZM115 260V261H113V260ZM117 259V260H116ZM178 259H179V261H178ZM186 259V260H185ZM35 262H34V261ZM46 260H48L47 262H46ZM67 260H68V262H67ZM90 260L91 261H93V262H90ZM99 260V261H98ZM101 260V261H100ZM103 260H105V262L103 261ZM110 261V262H108V261ZM129 260V261H128ZM143 260V261H142ZM159 260V261H158ZM40 261V262H39ZM55 261V262H54ZM89 261V262H88ZM98 261V262H97ZM111 261H113V262H111ZM155 261H154V264H155ZM42 262V263H41ZM51 262V264H53ZM59 262V263H58ZM88 262V263H87ZM94 262H96V263H94ZM103 262V263H102ZM121 262H123V263H121ZM141 262V263H140ZM160 262V263H159ZM164 262V263H163ZM177 262H176V264H177ZM180 262L178 263V264H180ZM23 263V264H24ZM61 264H63V263H61ZM84 264V263H83ZM119 264V263H118ZM172 264H175L173 261H172Z\"/></svg>",
  "mask_w": 264,
  "mask_h": 264
}]
</instances>
